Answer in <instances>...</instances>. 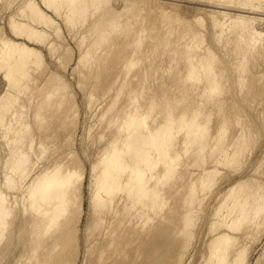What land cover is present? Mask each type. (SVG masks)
<instances>
[{
  "label": "bare ground",
  "instance_id": "bare-ground-1",
  "mask_svg": "<svg viewBox=\"0 0 264 264\" xmlns=\"http://www.w3.org/2000/svg\"><path fill=\"white\" fill-rule=\"evenodd\" d=\"M126 1H128V0H122L121 1V3H123V6H125L124 12H126V10H128L126 13L129 14V10H130L131 14H129V16H127V14H126V16L124 17L125 14H123V16H121L122 15L121 13L123 11H116V10H114V8H111V6H109V5L107 6L108 8L106 7L107 3H109L108 0H25L24 3L22 4V7L19 9V13L21 14L22 17H24L26 19V21H23L22 17H21L22 19H19V18L16 19L14 16H11V17L9 16L10 18L8 17L9 18L8 27L12 31L13 37L7 36L3 31L4 30L3 27L0 28V72H4L3 78L8 84V89L6 88L7 90H5L7 92H5V93L3 92V94L0 96V124L5 123L4 122L5 120L3 119L5 117L2 116L3 112L4 111L6 112V110L9 109V107H12L13 105H15L17 103V101H19L17 96L13 94L12 90H14V93L16 90L17 91L16 93L19 95L22 91H25V93H26L29 90V89L27 90V87L29 86L28 82H30V81L34 82L35 81V79H34L35 77L33 76L34 77L33 78L32 76L29 75L30 71H31L30 68H31V66L33 67L34 64L36 66L38 64L39 65L38 67H40V64L43 63L42 60L44 59V58L42 59V57H43L42 51L40 49H38L36 46L41 45V46L47 47L50 50H54L56 48V46L59 44V40L61 39V37H59L61 30H59L58 27H56V29H55V33H56L55 35H57L59 33L58 37L60 39L58 40V38H57V41H55V43L57 42V44L55 46L54 41H51L49 43L47 42L48 43L47 45H45L46 43L43 44L44 43L43 41H46L45 40L46 39L45 34L42 31H40L36 26V23H40V24H44V25H50V24L54 25V19L52 18V16H50L46 12V10L53 12L57 16H61L63 13H65V11H67V17L65 19V23L67 22L66 23L67 25L70 24L73 27V28L72 27L70 28V33L75 32L74 30L76 28V31L78 34L81 31L80 29H82V27H80V29H79L80 25H78V24L85 26V22H86L85 20L78 22V17H83L85 15L87 16V14L89 12L93 13L95 11V13H96L97 11L99 12L100 10L102 12V10L104 8V10H103L104 12L100 13L101 15H99V17H98V19H96V21H94L91 24H87L88 27H87V25H86V28L84 27V29L87 30V32L84 33V31H81V32H83V35L81 34L82 37L80 35L81 40H79V42H77V44L78 45L81 44L82 47H84V46L85 47L82 49V51L81 50L79 51V53H80V57L78 58L79 64L81 63L83 66H87L90 62H91V64L94 61L97 62L98 60L96 58L101 55L100 50L103 48V46L109 45V48L108 47L107 48H108V50L111 49L110 44H111V46H114L115 41L113 43H112V41L114 39H116L115 37H114V39H112L113 38L112 36L114 34L116 35L118 33L117 30L120 27L121 28L124 27V28H122V30H125L126 33H124L125 31L123 32L121 30L120 34L122 32L123 36H125V34H126V36L131 35L129 37L130 41H129V38L124 37L125 39H127V40L124 39L125 40L124 44L126 43L125 47L128 48L127 50H129V48H132V47L134 48V46H135V50L133 49L134 52L136 51V53L133 54V57L136 55L135 59H138V58L142 59L144 57V54H148L151 52V48L153 49V53H152L153 57H156V56H154V54L156 53V51H159L161 49L158 56L163 55L162 58L165 57L166 59H168L169 56H171L169 58V61H167L165 59L161 60V61L165 60V62L163 61L164 63H166V61H167V63L168 62L170 63V65L166 64L167 66L169 65V67L168 68L166 67L167 69L166 68L165 69L167 71L170 69L172 71H174L176 69V71L174 72V75L178 76V79L176 80L175 76L172 77L173 73H172V76L170 75V73H168V75H170L172 77V78H170L169 76L166 77L167 81L169 78V82H166V86L168 87V90L172 89L171 86H172V83L174 82V81H172L173 78H175V81L177 82V83L175 82L176 87H177L178 82L181 83V85L179 83V85L177 87L179 89H177L176 94H178L179 92L181 93L180 99H176L177 102L175 100H174L175 102H171L170 99L166 100V98H168V95H165V94H168L167 88H165L166 90L164 89L165 91H167V93L164 94L165 98L162 96L164 98L163 101H161V98H160V101H156V100H158V99H156V95L158 94L156 91L152 94L149 93V92H151L150 88H152V87L154 88V86H150L149 88L146 89L147 82H145L144 87L135 88L137 85V84H135L137 82L136 80H138V82H140V80L142 79V77L140 79L141 74L148 76L149 74H152L154 68L156 70V67H154V66H158V65H155L159 62L160 58L158 59V56L155 59V61L157 60L156 63L154 62L155 64L150 62L153 59L152 56H151V58H152L151 60L147 59L148 60L147 62H149V63H145L146 65L147 64L148 65L146 66L144 64L146 67H144V65L141 64V66L143 65V67L140 68L142 71L140 70L141 71L140 75L138 74L140 80L137 78L138 76L136 75V71H135V73H132V74H131V72L129 73V70H132L134 68V66L136 67V65H137L135 59H131L129 62H128L129 59L126 60L127 62L124 59L126 64L125 63H123V64L126 67V69H124L125 67L123 68V65H122V66H119V68H117V70H115V71L113 70L115 72V74L111 70L113 72V76L117 75L116 71H118V69H120L121 67L124 69L125 72H123V70H122V72L125 75H126V71H128L126 78L129 77L128 75H130V74L133 75L132 78H134V79L136 78L135 81L133 80L135 82L134 83L135 86H134V84L132 85V86H134L135 89L130 86V88H133V89L131 91H129V93L127 94L128 102L126 101L127 103H124V105H123L121 103V100H120L122 98L116 100L117 99L116 97H119L121 92H122L121 93L122 96H120V97H125V95H126L124 92L125 86H123L124 90L121 88V90H123V91H121L119 89V92L117 93L119 95L116 97L114 95V97L116 98V99L113 98L114 102H111L109 105L107 104L108 105L107 108H106V106L103 107V112H102V108H101V112H102L101 114H100V111L98 112L100 114L99 120L101 119L100 123H102V121L104 122V124H101L102 127H104L103 125H105V124L106 125L108 124V126H109V127L107 126V130H108L107 132L110 131V134H111L110 137L113 135L115 129H116V131H115V134L111 138L107 137V138H110V140L102 137V135L99 134L103 139H105V140H103V142H105L104 144L101 141L102 144L105 145V147H102L103 150L102 151L100 150L101 152L99 154H97V157H95V160L92 163V172H93L94 182H93V193L91 192L92 196H90L91 197V200H90L91 206H89V207L91 208V212L93 213V215L91 214V218L93 216V219H91V225H89V227L87 229V233H88V231L91 233V231H95L97 229H100V230L102 229L103 231L101 230L99 237H97L95 239L94 238L92 239L91 237L97 236L99 233V230H97L98 231L97 233L94 232L93 234L88 233V235H87V233H86L84 243H83L84 247L82 246L84 248V252H83L84 256H83V262L82 263H84V264H115V262H117V264H120L121 262H119V261L121 258L120 259L118 258L119 259L118 261H117V258H116V261L113 259L115 257H117V255H119V256L123 255L125 250L122 251L121 249H123V248L125 249V248H127V246L124 247L123 246L124 244H121V247L123 246L121 248L120 245L118 246V243L116 245V242L118 240L117 237H120L123 234V231L121 230L122 228L121 227L118 228V226L116 224L115 225L117 227H115V228H117L120 233L117 231V229L111 230L110 227L111 226H112L111 228L114 227V225L111 224V222L113 223V221H114V223L116 222L117 224H119L120 219L122 222H125V221H127V220H125V219H127V217L128 218L132 217L131 218L132 221L134 220V217H135V219H136V217L137 218L139 217V220H141V221L137 222V223H140V224L139 225L134 224V226L136 225L135 227L139 226L137 229L135 228L136 231L139 232L140 231L139 229H140L141 224H142L141 222H143V224H145L146 221L147 222H149V220L151 221V219H152L151 216L154 215V214L150 215V213L148 211H150V212L152 211V213H154L153 211H159L160 212V210H162L163 207H166V204L169 203V205L167 204L168 208L166 207L167 211H168V209L171 207L170 205H172L174 203L173 200L174 199L176 200L177 196L178 197L180 196V198H181L182 195H179V194H183V192L185 191L184 188L187 187V184H185L186 182H184V180L188 182V180H186V179H189L188 175H191V183L189 184V182H188L189 187L185 191V196L184 197L182 196L183 199L182 198L180 199L177 197L178 199H180L182 201L181 202L177 199L179 203L181 202L182 206L177 202V200H176V202L179 204L180 207L176 206L177 204L175 203V207H177L176 209L179 208L178 212L181 211L179 213L180 217L178 219L180 222V224L178 226L181 225L180 226L181 228H178V226H177L176 230H178V231H175V233L177 232L176 234H180V237H184V240H185V237L188 236V238L190 240L194 236V233H192V231H191L192 228L195 230L196 228H194V227H196L198 225L199 218H196V216L200 217L198 214L199 210H197L200 207L198 208L197 203L201 206V208H200L201 210H207L206 213L209 212L208 210H210V209H208L210 207H208L206 209H204V208L202 209L201 204L204 201V198H201L202 193H203V196L206 195L204 193V191L206 192L207 189H209L207 191V193H209L210 188H212L213 185L216 186L215 187L216 189L218 188L217 186L220 187L219 184L221 183L220 182L221 180L217 179V178L220 177V175L223 176L224 173H225V176L227 175L226 174V173H228L227 170H225V172L223 171V175L221 174V171L223 169H225L224 168L225 166L228 167V170H229L230 166H232L231 167L232 169L233 168L236 169L234 166H236V167H237V165H238V167L240 166L239 169L237 167L236 171H239L243 167H245V166L242 167V165H239L240 162L244 161L243 158L241 160V157H245V155H246V154L244 155L245 151L248 152L249 149L246 147H248V146L253 147L252 142H253V140L256 139L254 137L255 136L259 137L258 133H256V132L253 133V131H254V130H252L254 128L253 124H255V123L252 124L253 121H251V122L247 121L245 123H242V121H240V120H242V118H244V117H241V115H240L242 113L241 111L242 110L245 111L244 109L241 110V107H242V105H244V103H242V105H241L240 102L245 101V103L247 105V103L250 101V99L247 100L248 98H250V95H251V97L254 95L256 96L257 94L260 95V97L256 96L258 101H261V99H259V98H261V95H262V99L264 97V85L262 84L264 81L258 79L262 83H260V82L256 83L255 82L256 84H253V81H257V78H264V72H263L264 70L259 72L260 71L259 69L260 68L262 69L264 67L263 66L264 63L261 62V59L263 60V55H264V0H211L212 2L207 0L210 3V5L205 3L206 0L203 2L204 5H201L202 4V0H201V2H199L201 4H198V7H196L195 10L200 11V10H202V8H204V6H205L204 9H206L207 6L213 8V10H207L206 11L207 12L206 15H208L207 19L209 17V22H208L209 24H208L207 30H208V35L211 37L210 38L211 39L210 45H207L205 43L206 40H205L204 35H206L207 33H205V31H204L206 29L204 26H206V25L203 26V24H202L203 20H201L202 18L200 19V18L194 16V18H195L194 21H193V19L191 20V21H193V23H195V25H197V27L194 28L195 25L190 20L188 21V19L186 20V18L182 19L183 17H181V19H180L179 18L180 16L178 14H175V13H172V15H174V16L178 15L179 17L176 16V18L175 17L172 18L173 16L171 15L170 10H169L170 13H168V10L166 13V9L165 8L160 9L159 8L160 6L159 7L157 6V8H159V11H161L160 12L161 13L160 24H158L159 22L157 23L154 20V22L151 25L153 26L154 32L155 31L156 32L155 33L152 32V34L153 33L154 34H153L152 38L150 37L151 40L149 38L145 39V37L149 36L148 34H147V36H145L146 32L147 31L149 32V30L151 31V28H152L151 25H149L148 23L147 24L149 25V27H151V28H148L149 30L147 29L148 26H143L144 23L146 24L145 19L146 20L148 19V18L143 17V15H144L143 12L146 11V9L148 8L147 7L148 5L146 7L144 6V11H143V8H141L139 10L138 9L135 10V8L137 7L136 4L139 3L138 0H137V3L133 0H131V1L129 0L130 3L132 1L135 2V3L132 2L133 5L132 6L130 5L131 7L128 5L130 3L126 4L127 3ZM7 3H9V5H11V3L15 4L12 1L10 2L9 0L7 1ZM143 3L142 2L139 3L140 6L139 5L138 6L139 7L143 6ZM127 5H128V7H127ZM134 5H136L135 8L133 7ZM169 6H172V4ZM13 7L14 6H12V8ZM127 8H130V9H127ZM164 9H165V11H163ZM174 9H175V7H174ZM4 10L6 11L7 9H4ZM62 10H64V12ZM132 10H133V12H132ZM150 11L151 10H149V12ZM159 11L157 10V13H159ZM233 11H236V12L234 13ZM147 13L148 12H146L145 15ZM157 13H156V15H157ZM150 14H152V13H150ZM150 14H149V16H150L149 20L155 16L154 15L155 13H153L154 16L150 15ZM168 14H170V15H168ZM11 15H13V14H11ZM146 16H148V14ZM151 16H153V17H151ZM49 17L51 18V20ZM157 17H159V16L157 15ZM143 18H144V21H143ZM121 19L124 21H121ZM139 21H142L144 23L139 22ZM157 21H159V20H157ZM195 21L198 22V24H196ZM136 22L141 23L142 27H146V28H140V29L138 28V30H137L138 32L136 31L135 36H134V34H133L135 32L134 30L137 29L136 26H138V25H136L135 28L133 27L134 30L131 29V27L134 26V23L138 24ZM177 22H180L181 25L178 23L176 27H178V25H179V27L181 26V29L174 27ZM31 23H33L34 25H32ZM168 25H169V28L167 27ZM198 25H200V28H203L204 33L202 32V29H201V31L199 30L200 28L197 30ZM140 26H138V27H140ZM171 26L173 29L170 28ZM1 29H3V30L1 31ZM78 29H79V31H78ZM111 30H113V31H111ZM114 30H116V32H114ZM207 30H206V32H207ZM112 33H113V35H112ZM131 33L133 34V37H132ZM118 34L116 35V37L118 36ZM55 37H57V36H55ZM119 37L120 36L117 37L116 41L121 38V37L120 38ZM173 37L175 40L173 39ZM22 39H23V41H22ZM148 39L150 40L149 42H148ZM206 39H207V36H206ZM172 40H174V41H172ZM126 41H129V42H126ZM144 41H147L146 44L150 43V45H152V47L149 45L151 47L150 51L148 49H147L148 51H142V50H145L146 48L145 49H143V48L145 46H147V45H144V47H143ZM121 42H123V41H120V44H121ZM171 42H174L173 47L170 45V44H173ZM116 43L118 44V45L116 44L117 49H115V46L112 47L114 50H116V53L114 52L115 55L117 53H118L117 55H119L118 50H120L121 56L124 54L127 55V52H128V54L130 53L131 49H130V51H127L125 53L124 52L125 49L122 50L123 47L119 46L118 41ZM220 44L222 45V52L220 50L218 53V50L221 47L218 48V50L216 47L221 46ZM127 45H129V47ZM130 45H132V46H130ZM168 45L170 46V49L168 48ZM58 47H57L56 51H60V48L62 47L61 44H60L59 49H58ZM82 47H80V49ZM120 47H122V48H120ZM105 48L106 47H104L103 48L104 50H102V51H105V50L108 51L107 48L106 49ZM167 48L169 49V51L167 50ZM113 49H111V51L109 50L108 53H110V52L112 53ZM62 50H63V47H62ZM64 50L65 51H62V52H65V53L68 52L69 53V51H70L69 49L66 50L65 48H64ZM121 50L124 52V54H121V53H123ZM140 51H142L144 53H142ZM163 51H164V53L161 54V52H163ZM165 51L167 52V56L165 55ZM50 52L53 53V51H50ZM137 52H140L143 55V57L142 58L139 57L138 55L140 53H138V55H137ZM145 52H148V53H145ZM106 53L107 52L102 53V55L103 54L105 55V58H106ZM169 53H170V55H169ZM220 54H222V56ZM61 55L62 54H60V58H61ZM104 55L102 57H100L101 61L103 60L102 61L103 63L105 62L104 61L105 60ZM108 55L113 56L111 58H115L113 53H112V55H110V54H108ZM120 55L117 56V58H119L120 60L116 59L115 61H117L116 63H118V61H119L120 65H121L120 61H121L122 57H120ZM142 55H140V56H142ZM68 56H70V55L68 54ZM147 56L150 57V55H147ZM66 57H65V59H68V60L70 59V57L69 58L68 57L66 58ZM123 57H127V56H123ZM131 57L132 56H130V58ZM260 57H262V58L260 59ZM93 58L96 60H93ZM127 58H129V57H127ZM257 58L260 60L259 63H262V65L259 64V67L261 66L259 69L257 68L258 66H256V68H255L256 71H255L253 69L255 66H252V65H253L255 60L258 62ZM108 59H110V58H107V61H108ZM62 61H64V59ZM70 61H71V59H70ZM109 61H110V64H109V68H110V65L112 64V62H111L112 60L110 59ZM144 62H146V60ZM257 62H255V65ZM78 63H77V66L79 65ZM99 63H101V62L93 63L92 66L89 64L84 71L85 72L91 71L92 74H94L95 73L94 70L96 71L97 69H100V68L94 69L93 66L95 64H97L99 66L100 65ZM103 63H101L102 64L101 66H104L106 64L105 63L103 65ZM141 63H143V62H141ZM163 64H162V62L160 63L161 66ZM107 65H105L106 68H108ZM160 65L158 66L159 69H160ZM257 65H258V63H257ZM90 66H91V68L93 67L92 68V69H94L93 71L91 70ZM116 66L118 67V65H116ZM116 66L114 69H116ZM164 67H162V68H164ZM33 68L36 69L35 67H33ZM78 68H79V66L77 67V69ZM103 69L105 70V68H103ZM165 69H160L161 72H159L157 69L158 74H157V72H156V74L159 76L160 73H162V70H164V72H165ZM84 71H83V73H85ZM100 71L99 70L97 71V72H99V75L96 72L98 76H100ZM137 71H139V70H137ZM87 72L85 73L86 75H84V82H86L85 80H87L89 77L88 73H89V75L91 74L90 72H88V73ZM102 72H103V70H102ZM164 72L161 75L166 74ZM96 73L94 74V76L96 75ZM106 73L108 74V72H106ZM147 73H149V74L147 75ZM107 74H106V76H108ZM120 74H121V72L118 75L120 76ZM156 74L154 75V77H156L157 82L158 81L161 82L162 78H163L162 81H164V79H165L164 77H162L161 79L159 78L160 80L159 79L157 80L158 76ZM101 75H103V73ZM51 76H53V75H51ZM85 76H88L87 79L85 78ZM109 76H110V74H109ZM111 76H112V74H111ZM113 76H112V79H113ZM119 76H117V77H119ZM146 76H145V81H147L151 78V77L147 78ZM53 78H52L53 80L49 79V81L51 80L50 81L51 86H53L52 89L51 90L49 89L50 90L49 91L46 88V91L45 92L43 91L44 93H42L43 95H45L48 92L46 94V98L43 97L45 99V101L40 102L37 106V103H38L37 101H43L44 99L42 100V97L40 95H39L41 97V98H39L40 100H37L38 97H36V99H35L36 100V106H35L36 112L34 109V112L36 113L35 117H37L38 120L40 119V122L39 121L36 122L37 125H35V126H37V127L45 124V121L43 120L45 116H43V113H45V111L47 109L49 110L50 107L52 108L53 105H56V103L53 104L55 101L53 100L54 97H52V95H54V96L56 95V97H57V94H58L57 92H60V93L62 92L64 94H60L61 96L58 95V97L60 96L61 97L60 99H63V100H64V98L66 100V97L68 96L66 93L68 91L66 89H68V88H65V90H64L65 86H63V85H65V84L60 85L59 81H61V79L59 80V78H61V77L57 78V75H55ZM91 78L90 79L93 80L92 75H91ZM100 78H101V76H100ZM102 78H103V76H102ZM115 78H116V76L114 77V80H116ZM121 78L125 80V78L123 76ZM130 78H131V76H130ZM146 78H147V80H146ZM26 79H28L30 81L27 82ZM56 79L59 81H57ZM122 79L117 78L118 81L117 80L116 81L119 82V80H122ZM166 79H165V81H166ZM46 80H48V79H46ZM94 80L92 81L93 83L91 84V86L93 84L97 83V79L95 80L96 82ZM114 80H113V84L115 82ZM153 80H155V78ZM54 81H57V83H55ZM87 81H89V79ZM110 81L111 80H109V82ZM127 81H128V78L126 80V83H127ZM170 81H172V82H170ZM107 82L108 81H106V83ZM109 82H108V84L110 86L112 84V81H111V84ZM142 82H144V79L142 80ZM157 82H156V84H158V85L160 84V86L163 84V82L162 83H160V82L157 83ZM25 83H26V85H25ZM63 83H65V82L63 81ZM86 83H87L86 85L91 87L90 84H88V82H86ZM126 83L123 82L124 85ZM168 83H171V85H167ZM228 83H229L230 87H227ZM230 83H233L232 88H231L232 84L230 85ZM248 83L249 84L251 83L252 85H247ZM54 84H56V85H54ZM97 84L93 86L94 88L92 90L95 91L96 89H98V88H95V87H97ZM118 84L119 83L116 84V82H115V85H117V86L123 85L121 83H120L121 85L120 84L118 85ZM257 84H262L263 86L260 85L261 88H259L260 86L258 87ZM128 86H126V87H128ZM166 86L164 85V87H166ZM234 86H238L239 90L241 89L239 92L235 91L237 94L233 90H230V89H233ZM157 87H155L156 90H159V89H157ZM176 87L174 86V88L171 91H175ZM238 87H235L236 90ZM49 88H51V87H49ZM118 88L119 87H116V92H117ZM130 88H128V89L126 88L127 92ZM169 88H171V89H169ZM235 88H234V90H235ZM245 88H246V92L243 91V90H245ZM145 89L150 90V91L146 92L147 94L149 93V95L151 94L150 96H147V94L145 93ZM178 90H179V92H178ZM41 91L39 92V94H41ZM94 91H92L93 95L97 94L98 92H100V93L102 92V91H99V89L97 92L95 91L96 93ZM162 91L163 90H161L160 93ZM165 91H163V93ZM230 91H232V94L234 93L235 95H237V96H235V97H237V101H238V99L241 100L240 102L238 101L239 104L241 105V106L239 105L240 108H236L237 106L233 105L231 107L233 109H231L228 106V105L231 106L233 103L236 104V102H237L235 97L233 96L234 94L233 95L230 94L231 93ZM89 92H90V95L92 98L95 97L91 94V91H89ZM104 92L105 91H103V95L105 94ZM116 92H115V94H116ZM123 92H124V96H123ZM65 93L67 96L65 95ZM108 93L110 95V92H108ZM173 93H175V92H173ZM153 94H154V97H153ZM169 94H171V92H169ZM62 95H64V96L62 97ZM109 95L107 94L106 97L109 98ZM161 95H163V94H161ZM173 96H174V94H173ZM173 96H172V99H173ZM175 96L177 97V95H175ZM51 97H52L53 101L50 100ZM91 97H89L90 101L92 100ZM96 97H97V95H96ZM106 97L104 96V98H106ZM169 97H170V95H169ZM69 98H70V96H69ZM95 98H93V100ZM97 98H99V95ZM110 98H112V96ZM251 99L254 100V101L252 100V103H254V105H255L257 100L255 98H251ZM57 100L59 101V99H57ZM63 100L58 102L57 104H59V105H57V106H60L61 102L63 103L65 101V100L64 101ZM110 101H112V100H110ZM117 101H120V103L118 102L119 105L122 104L123 106H121L119 108V105H118V107H117L116 104H118V103H115ZM108 102H109V99H108ZM262 102L263 103L259 102L256 104H260V103L264 104L263 100H262ZM249 104L252 105L251 102ZM261 104L258 105V106H260V109L257 106L258 107V108H256L257 110L258 109L261 110V108L264 109V107H263L264 105H261ZM236 105H238V104H236ZM228 107L232 111H230V109H229V112H226L225 109L227 108V110H228ZM247 107H249V106L247 105ZM251 107L253 109V106H250V109H251ZM234 108H236V109H234ZM72 109L73 108H71V110ZM115 109H116V111H114L113 112L114 114H113L111 111L115 110ZM245 109L247 110V108H245ZM67 111H68V109H67ZM67 111H64V112H67ZM115 112H116V114H115ZM98 113H97V117L99 116ZM108 113H111V115L109 116ZM215 113H217V115H215ZM238 113H239V115H238ZM249 113L251 114L250 111H249ZM259 113H258V115H259ZM67 114H68V112H67ZM254 114H255V117L257 118L256 111ZM48 115H50V114H48ZM61 115H62L61 116V118H62L63 115H65V114H61ZM68 115H66L65 118H68ZM214 115L216 117L215 122L213 121L215 119ZM32 116H34V115H32ZM57 116H59V115H57ZM232 116L234 118V121L237 122V124H234L235 128L241 124L239 127L236 128V130H234V128H233L234 126H232L233 125L232 124L233 123L232 122L233 121ZM242 116H244V115L242 114ZM262 116H263V114H262ZM35 117H33V119H36ZM49 117L50 116H48V119H49ZM54 117H56V114L54 115ZM12 118H13V120L15 119L14 125H16V123L18 122V124L16 126L18 127L20 125V127L16 128V126H13L11 124V126H9V128L6 129V133H5L6 136H4V138H5V140H8L7 141L8 146L11 145L12 147H9L11 149H10V152L8 153V156L4 162L5 166H4V169L2 168L3 169L2 171L5 170L4 171L5 174L3 173L4 180H5L4 184L10 190L13 189V190H11V192L14 191L15 189H17V190H15L16 192L18 191V189H20V191H21V189H23L24 191L27 192L26 195L23 194L24 197L27 196L26 197L27 200L25 199V202L26 201L27 202L26 203L23 202V199H22L21 202H23L25 205H24V207L19 208V210L20 209L22 210L21 211L22 215L21 214L20 215L23 216L24 218H23V220H19V218H18V221L16 220L17 222H19V221L23 222L24 219L26 220L27 225L25 226V223H23V227L24 226L27 227L28 231L27 230L25 231V229H24L23 232H27L28 234L23 233V232L19 233L21 228L16 233H19V236L21 238L19 236H17V237H19L20 240L22 238H25L23 236L25 234H27V237H28L27 240L24 241L22 239L24 241V243L26 242L25 243L26 247H24V248L27 249V253L25 252L26 256H24L23 255L24 251H23L21 253L23 255L22 256L21 254H19V252L22 251V249H21L18 252L19 257L17 260H16L17 256L16 257L11 256V255L14 256V251H16L13 248L12 249L13 253L12 254L9 253L11 251L10 247L13 246V242H14V246H16V244H15L16 241H14L16 234H14L15 237L13 235H10V237L12 236V237H14V239H12L9 244L7 243L8 245H6V246L4 245L5 247L0 246V247H2V249H0V264H3V261L5 260L6 256H7V259L9 256H11L13 258V260L14 259L16 260L15 262L12 261L13 264H47V263L50 264V263H52V261H54L53 264H71V263H73L71 260H73V258H74L73 257L74 255L71 257V252L73 253L72 250L67 252L68 255L63 250V247L60 250H62L64 252L58 250L59 252H61V253H58V251H57V253L59 255H57L55 250H57V248L59 247V245L62 242L63 243L65 242L64 241L65 239L68 240V238H69L68 236H72V235H69L70 234L69 229H72V228H70V226L68 228V226L66 224L68 223L67 219L69 218V216L74 217L73 215L75 214V212L77 213V211L74 212V210H73L74 214L69 215V212H68V211H72L71 209H72V206L74 205V204H72L73 200L76 197H79L81 199V196H82V195L76 196V194H79L78 192L82 190L80 188V186H79V188L81 190L80 189H79V191L77 190V193L74 192V190L76 191V189H73V186L76 184V181H78L77 184L79 183V180L81 183L82 182L81 179L84 177L82 174V173H84L83 170H81L82 172H80V170H79V168H80L79 164L81 162L80 163L78 162L79 164L77 163L78 164L77 166L79 168H77V166H76L74 168L70 167V169H69V167L68 168L63 167V166H65V163L62 166L61 165L62 163L61 164L53 163V161H51L52 163H50L48 161L50 163V165L43 167V169H41L39 172L37 171L38 173L36 175L34 174L35 176L33 175L34 176L33 178H32V176H29L31 178L30 179L27 176V174H28V171L32 172V170H29V169L31 168L34 170L35 169L34 167L37 166V165H35L36 162L33 163V161L30 160V158H31L30 153L31 152H29V151L33 150V149H29V147H28V153H27L25 151L27 149L24 147L28 144H24L25 146L21 145L22 142L26 143L28 141V138H27L28 136L30 137L29 134L25 135L26 134L25 129H27L29 127V125L24 126V124L21 123L22 122L20 119L21 115L19 117H16L17 119L14 117H12ZM51 118L53 119V116ZM259 118H262V117H259ZM262 119L261 120L258 119V120L264 121V119L263 120ZM57 120H60V116H59V119L57 118ZM62 120H63V118H62ZM151 120H152V122H149ZM105 121H107V123H105ZM260 123L261 124L258 123V125H262L263 122H260ZM98 124H99V122H98ZM99 126H100V124H99ZM112 126L114 127V130L111 128ZM254 126H256V124ZM39 128H41V127H39ZM109 128L113 131V133L111 132V130H109ZM256 128L257 127H255L254 129H256ZM229 129L230 130L232 129L234 131L231 132ZM101 130H102V132H106V131H104V128H102ZM11 131L15 133V135L13 134L15 137L12 135L13 138L10 137L11 136L10 134L12 133ZM24 131H25V133H24ZM46 131L44 133L43 132L41 133V135L43 134L42 136H44V138H46L45 136H47L45 134V133H47ZM7 133H8V135H10L9 136L10 138L8 137ZM97 133H101V131L97 132ZM106 133H105V135L108 134V133L107 134ZM48 135H51V133L50 134L48 133ZM32 136H34V135L32 134ZM107 136H109V135H107ZM101 137H99V138H101ZM51 138H50V141H48L49 143L51 142ZM102 138H101V140H102ZM29 139H30V141L27 143H29V145L32 144V147L34 148L35 145L33 144V142L30 144L31 138H29ZM47 139H46V142L45 141L44 142L48 144ZM24 140H27V141L24 142ZM32 141H34L33 138H32ZM256 141H257V139H256ZM41 142H42V140H41ZM253 143H255V142H253ZM250 144L252 146H250ZM40 145H42L41 147L43 149H41V151L46 158L47 155H45V154H46L47 149H49V148L52 149L53 147H49L45 151V147L47 145H45L43 142ZM48 146H54V145H48ZM261 146H263V145H261ZM41 147L40 146L38 147L39 150ZM58 147H56V146L54 147V148H56L54 150V152H57L56 150ZM260 149H261V147H260ZM261 150H259V151H261ZM50 151L51 150H49V153H50ZM97 151L98 150H96V152ZM54 152L53 153L51 152L52 155L55 154L53 156V158H51L53 160H55L54 158H58V157H55L58 153L56 154ZM248 153H250V152H248ZM70 154H72V152ZM261 154H262V152H261ZM43 155L41 154V156H43ZM68 155L69 154L67 153V156ZM93 155H94V153H93ZM261 156H259V158H257L259 162H260L259 159ZM50 157H51V155H50ZM239 158L241 161L239 162V164H236V162L239 160ZM41 159H42V157H41ZM186 159H189V160L184 162V160H186ZM47 160H49V159H47ZM57 160H55V162ZM61 160L63 162V158ZM61 160L59 159V162H61ZM209 160L212 163V165L210 164L211 166L209 165L210 167L207 166L206 168H200V166L202 167V165L205 166V163L207 164V162L209 164L210 163ZM261 160H262V158H261ZM244 162H243V164H244ZM257 162H256V164H257ZM46 164H47V162H46ZM182 164L184 166H185V164L186 165H193V167L190 166L192 168H194V166H198L202 171L199 172L200 170L197 169L198 167H196L195 168L196 172L192 173L190 171L192 168L190 170H188L189 166L188 167L185 166L187 169L185 168V170H184V167ZM254 164H255V162H254ZM260 164L262 165L263 163H260ZM220 165L221 166L223 165L222 170L219 169ZM255 165H254V167H257L259 164L256 166ZM180 166L183 167L182 169L185 172L182 171V169H180L181 168ZM38 167L40 168L41 166H38ZM231 168H230V170H231ZM81 169H83V168L81 167ZM256 169L257 168H255V170ZM188 171H190L191 173ZM233 171H235V170H233ZM187 172H188V174H187ZM258 172L260 173L259 170L257 171V173ZM184 173L186 174L185 179L183 178V175H185ZM231 173H233V172H231ZM245 174L248 175V173H245ZM253 174H256V173H254V171H253ZM253 174H250V175L253 176ZM228 175H230V174H228ZM232 175L228 176L229 180L231 179ZM246 175L244 177H246ZM225 176H223V178H226ZM256 176H258V175H256ZM27 177L30 179V181H27ZM179 178L183 179V180H180ZM174 179H175V181H173ZM176 179L179 180L178 184L180 183L179 185H181V187L184 184L186 185V186L185 185L183 186L184 188H182L181 191H180V186H178V185H176L177 186V190H176V186H175V182L177 181ZM216 179L220 183L216 182ZM245 179L238 180V181H229V182H226L227 183L226 184V183H224L225 181L228 180L226 178V180H222V181H224V182H222V185H223V183L225 184V187H224L225 191L224 192H222V190L219 188L221 192L217 191L218 193L215 194V196H214L213 193L215 191L211 192L212 189L214 190V187H213L209 193L210 194L209 196L212 197L211 194H213L214 199H210L209 196H207V197H209V199H207L205 197L206 199L204 202H206V200H212L213 204H211V202L209 201L211 204L209 206L212 207V205H214L213 206L214 209H213V207L211 208L213 210V212L211 213V210H210V214L208 213L209 215H211V217H210L211 223L208 222V225H210V224L211 225H210L208 231H209V234L211 232L212 235H211L209 241H207L208 242V247H207L208 249L206 247H204L205 245L204 246L202 245L203 246L202 248H206V250L209 252L207 257L205 259H203L202 262L200 261L198 263V260H200L201 258H204L206 253H207V251H206V253L203 252V250H204L203 249L202 252L205 253L204 257H203V254H202V257L197 256L198 257L197 258L198 259L197 264H200V263L201 264H246V262H248L245 260L248 259L247 254L249 252H248L247 248H249V247H246L245 245H243L242 242L246 238L249 239L252 232L256 233V230L252 231L253 227H256L258 229L259 227H261L263 225V230H264V222H263L264 220L260 221L261 218L264 219V183H263L264 180H261V183H259V179H258V183L256 185L255 184V182H256L255 176H254V178L248 177V179H246V180ZM215 182L218 185H216ZM253 182H254V184H253ZM170 184H172V185L170 186ZM5 186L1 187V185H0V243L2 242V239L4 238L5 233L7 231L6 229H8V226H9L8 218H9V216L13 215V209L11 207L12 201H11V203H9V201L11 199L8 201V199H9L8 194L11 195L14 192L13 193H4L8 189V188L5 189L6 188ZM172 186H175V188L173 187L170 189V187H172ZM71 187L73 190L70 189ZM178 187H179V189H178ZM2 188H4L6 191ZM165 188H167V190L170 189L171 191L175 189L176 191L175 190L172 191V193L174 192V195L173 194L171 195L170 191H168V192L166 191L168 193V195L164 196L166 194ZM183 189H184V191H183ZM23 190H22V192H23ZM178 190L180 191V193ZM8 192H9V190H8ZM118 192L119 193L123 192L122 194H125V196L120 195ZM19 193H18V195H19L18 197H22V196H20ZM15 194H13V195H15ZM80 194H82V193L80 192ZM200 194H201V196H200ZM115 195L120 196V198H121V196H123L124 198L122 197L121 199L119 198V200H117L118 198L116 197L117 201H115ZM169 195H170L171 199H170ZM175 195H177V196H175ZM167 196L170 200L173 199L172 196L173 197L175 196V198L172 200L171 204H170V202H171L170 200H169L170 202L169 201L166 202L164 200L165 197L167 198ZM15 198L18 199L16 196H15ZM80 199H78V200H80ZM78 200H76V202L74 200V202L77 204H80V203H78ZM19 201H20V199H19ZM14 203H16V202H14ZM23 203H19V204H21V206H22ZM207 204H208V202H207ZM207 204H206V207L208 206ZM16 205H14V208H16L15 207ZM75 205H74V207H75ZM69 206L71 207V209H69ZM79 207H76V208H79ZM181 207H183V208L181 209ZM195 207H197V209H195ZM76 208H74V209L76 210ZM174 208H170V210H173ZM11 209H12V211H11ZM164 209H163L164 212L162 211L163 212L162 214L165 213ZM176 209H174L175 211H173V212L176 213V216H177ZM19 210L17 212H19ZM81 211H80V213H81ZM170 212L171 211H169V213ZM148 213L150 216L148 215ZM156 213L159 216L158 218L156 217L157 219L161 218L162 216L164 217V215H161V217H160L159 213L158 212H156ZM174 213L171 212V215L169 214L171 216V219H173V220H174V218H172V215ZM201 213H202V211H201ZM18 214H17V216H18ZM66 216H68V218ZM165 216L166 217H164V219L167 220V222H168V219L170 218V216H169V218L167 217V215H165ZM173 216H175V215H173ZM206 216H207L206 218H209L208 215H206ZM65 217H66V220H65ZM122 217H125V218H122ZM154 217H155V215H154ZM15 218H17V217H15ZM15 218H13V219L15 220ZM177 218L178 217L175 218L176 221H178ZM21 219H22V217H21ZM71 219L73 220V218H71ZM77 219H79V218H77ZM122 219L125 221H123ZM164 219H163V221H165ZM171 219H169V222ZM72 220H71V222H72ZM106 220L107 221L109 220V222L111 220V222H110L111 226H109V227L107 226L109 222L107 223ZM153 220H154V218H153ZM22 222H21V224H22ZM105 222L107 223V225ZM128 222H129V219H128ZM130 222H131V220H130ZM171 222L174 223V221H171ZM179 222H177V223H179ZM194 222H196V223H194ZM104 223L108 227V229L103 227ZM133 223L131 222V225ZM172 223H170V224H172ZM161 224H163V223H161ZM193 224H195L194 227L192 226ZM72 225H74V223ZM127 225L128 224L126 223V227H124V223H123L122 227H124V230H125V228H127ZM131 225H130V227H131ZM167 225H169V223H166L165 227H168ZM174 225L176 227L175 223H174ZM174 225H173V229H170L172 226L169 225L170 227L168 229L170 230V232H171V230H173L172 232H174ZM252 225H253V227H252ZM18 226H19V224H18ZM159 226H160L159 228L164 229L163 225H162L163 227H161V225H159ZM204 226H207V225H204ZM15 227H16V225H15ZM15 227H14V230H17ZM20 227H21V225H20ZM244 227H246V229ZM73 228H74V226H73ZM189 228H191L190 229L191 232L189 231ZM204 228H201V229L204 230ZM206 228H205V230H206ZM127 229L130 230V228H127ZM127 229H126V231H128ZM135 229L134 230L132 229L133 232L135 231ZM168 229L166 228L167 231L165 230L166 232L165 233L163 232V233L167 234V232H168V236H169L170 232L168 231ZM72 230H74V229H72ZM161 230H159V231H161ZM199 230H200V228H199ZM199 230H198V232H199ZM126 231H124V233ZM159 231L157 229V231L155 230L151 233L154 235L155 232H159ZM257 231H259V230H257ZM260 231L262 232V228L260 229ZM172 232H171V239H172V237H174V236H172ZM95 233H96V235L92 236ZM118 233H119V235L117 236L116 234H118ZM127 233L125 234L124 237L122 236V238H125ZM135 233H137V232H135ZM151 233L149 234L150 236L152 235ZM175 233L173 235H176ZM206 233H208V232H206ZM260 233L258 232L254 235L257 236ZM20 234H24V235L21 236ZM156 234L158 235V233H156ZM159 234L161 235V237H163V240L166 239L165 238L166 235L163 234L165 236L164 237L161 232ZM189 234H192V236L190 237ZM201 234L199 233V236ZM209 234H208V236H210ZM157 235H156V237H160ZM181 235H183V236H181ZM184 235H186V236H184ZM129 236L130 235L128 233V236L126 237V239H130L131 237L129 238ZM132 236H133V234H132ZM178 236L176 235V238ZM201 236H200V238H201ZM208 236H206L207 239H208ZM152 237H154V236H151V239H152ZM156 237H154V239H153L154 241H152V242H156L155 240H157V243H159L158 240L161 241V239H157ZM203 237L204 236H202V239L205 242L206 238L204 237L205 238L204 239ZM188 238L186 239L185 244L183 243V241H182L183 244H181V242L177 243V245L179 244V246H180V244H181V246L182 245L185 246V247L183 246L181 249L182 254H180V252L179 253L176 252L178 254H175V251H178V249L180 250L181 246L178 249L172 248V249H175V251L171 250L174 252L175 257H176V255H179L176 257L177 260L182 259L184 256L183 254H185V252L189 250L190 247H189V241H187ZM20 240L17 244L20 243ZM120 240H118L119 244L121 242ZM135 240H139V239H135ZM142 240H144V239H142ZM142 240H139V241H142ZM170 240L168 238V240H166V241L172 242V243L174 242L176 244V241L179 239H176L175 241L174 240L170 241ZM68 241H70V239ZM71 241H72V239H71ZM161 242H163V241H161ZM161 242L159 244H162L163 246L167 247L166 242H163L164 244L166 243V245H164ZM186 242H188L187 246H186ZM244 242L246 244V240ZM121 243H126V242H124L122 240ZM157 243H155V244H157ZM172 243H171V245H172ZM128 244H130V243L128 242ZM155 244L154 243L152 244L153 245L152 248L155 247ZM159 244H157V246ZM162 245H161V247H163ZM177 245H176V247H177ZM199 245L200 246H197V244H196L197 248L201 247L200 242H199ZM22 246H20V248ZM68 247H69V245L67 246V248ZM119 247H120V250H118ZM168 248L170 251L171 246L170 247L168 246ZM183 248L184 249L188 248V250L185 249L186 251H184ZM155 249H157V247ZM163 249L165 251L166 248H163ZM65 250H66V248H65ZM197 250H200V249H197ZM118 251H120V254ZM151 251H152V249H151ZM171 251H170V253L173 255V253ZM53 252H55L56 254ZM121 252H122V254H121ZM148 252H149V250H148ZM156 252H157V250H156ZM156 252L154 251L153 253L155 254ZM153 253H151V254H153ZM162 253H161V255H162ZM168 253L169 252H167V255H168ZM9 254H11V255H9ZM74 254H76V253H74ZM50 255H55V256L52 257L53 260H51V262L48 259L49 260V262H48V260H46V259L50 258L51 257ZM114 255H116V256H114ZM161 255H159V256L162 257L165 254H163L162 256ZM200 255H201V253H200ZM246 255H247V257H245ZM46 256H49V257H46ZM76 256H78V255L76 254ZM150 256L151 255H149V257ZM121 257H123V256H121ZM149 257H146L145 259H147ZM166 257H168V256H166ZM12 258H11V260H12ZM9 259H10V257H9ZM75 259H74V262H76V260L78 262V259H76V260ZM80 259H81V257H80ZM261 259H262V257H261ZM135 260L136 261H134V262H137L138 259H135ZM173 260L171 259L169 261H171V262L173 261L174 264L178 263L177 261L175 262V259H173ZM121 261L122 262L126 261V258L123 257V259H121ZM8 262H10V260ZM12 262H10V263L12 264ZM77 262H76V264H77ZM164 262H168V261H165V259H164ZM5 263L8 264L7 262H5ZM128 263L129 262H127V264ZM131 264H135V263H131Z\"/></svg>",
  "mask_w": 264,
  "mask_h": 264
},
{
  "label": "rangeland",
  "instance_id": "rangeland-1",
  "mask_svg": "<svg viewBox=\"0 0 264 264\" xmlns=\"http://www.w3.org/2000/svg\"><path fill=\"white\" fill-rule=\"evenodd\" d=\"M7 1L8 0H0V28L1 27H3V29H1V31L3 30L4 31V33L7 35V36H9V37H13V33H12V31L10 30V28L8 27V23H9V18L11 17V16H14L16 19H22L23 21H26V19L24 18V17H22L21 16V14L19 13V9L22 7V4L24 3V1L25 0H9L10 2L12 1L13 3H15V4H12L11 3V5H9V3H7ZM109 1V3H107V5H106V7L109 5V6H111V8H114V10H116V11H123L121 14V16H123V14H125L124 15V17L126 16V12L128 11V10H126V12H124L125 11V9H124V7L125 6H123V3H121V1L122 0H108ZM131 1V0H130ZM130 1L128 0V1H126L127 3L126 4H128V3H130ZM133 1H135L136 3H137V0H133ZM132 1V2H133ZM141 0H138V2L139 3H143V6H141V7H139L140 6V4L138 3V4H136L137 5V7L135 8V6L136 5H134L133 7L135 8V10H139V9H141V8H143V11H144V6L146 7L147 5V7L149 8H147L146 9V11H144L143 12V17L144 18H148L147 20L145 19V21H146V24L144 23V22H142V21H139V22H142V23H144L143 24V26H148L147 27V29L148 28H151V31L149 30V32L147 33L146 32V35L145 36H147V34L149 35L148 37H145V39L146 38H149L150 40H151V38H152V36H153V34L156 32H154V29H153V26L151 25L153 22H154V20H155V22H159L158 24H160V21H161V19H160V15H161V11H159V8L161 9V8H165L166 9V13H167V10H168V13H170L171 12V15H172V13H175V14H178V15H176V16H178L180 19H181V17H183L182 19H185L186 18V20L188 19V21L190 20H192L193 19V21H194V16H196V17H198V18H202L201 20H203L202 21V24H203V26L204 25H206V26H204L206 29L204 30L205 31V33H207L206 35H204L205 36V40H206V44L207 45H210V43H211V37L208 35V22H209V17H208V19H207V16L208 15H206V11L207 10H213V8H211V7H206V9H204L205 8V6H204V8H202V10H195V8L196 7H198V4H201V3H199V2H201V0H142L141 2H140ZM205 0H202V4L201 5H204V2ZM208 1H211V0H208ZM207 0H206V4H209L210 5V3L208 2ZM17 2V3H16ZM132 2L130 3V4H128L129 6L131 5H133L132 4ZM135 2H133V3H135ZM196 2V3H195ZM212 2V1H211ZM174 3V4H173ZM189 3V4H188ZM21 4V5H20ZM146 4V5H145ZM172 4V6H169V5H171ZM205 4V5H206ZM17 5V6H16ZM128 5H127V7H128ZM139 5V6H138ZM142 5V4H141ZM12 6H14L13 8H12ZM130 6V7H131ZM157 6L159 7V8H157ZM162 6V7H161ZM175 7V9H174V7ZM12 9H11V8ZM188 7V8H187ZM193 7V8H192ZM10 8V9H9ZM108 8V7H107ZM190 8V9H189ZM4 9H7L6 11L4 10ZM124 9V10H123ZM127 9H130V8H127ZM165 9L163 10V11H165ZM192 9V10H191ZM204 9V10H203ZM46 10V9H45ZM103 10H104V8H103ZM102 10V12H101V10L98 12H96L95 13V11L92 13H88L87 14V16L85 15V16H83V17H78V22L79 21H86L85 22V26H83V25H81V24H78V25H80L79 26V29H80V27H82V29H80L81 31H84V33L85 32H87V30H85L84 29V27L86 28V25L87 24H91V23H93L94 21H96V19H98V17H99V15H101L100 13H103L104 11ZM134 10V9H133ZM133 10H132V12H133ZM149 10H151L150 12H149ZM157 10L159 11V13H157ZM169 10H170V12H169ZM173 10V11H172ZM176 10V11H175ZM215 10V9H214ZM63 12H64V10H62ZM93 11V10H92ZM156 11V12H155ZM202 11V12H201ZM46 12L50 15V16H52V18L54 19V25H52V24H50V25H44V24H40V23H36V26H37V28L40 30V31H42L44 34H45V37H46V41H43L44 43L43 44H45V45H47L49 42H51V41H54V43H55V41H57V38H58V40L60 39L59 37H61V39L59 40V44L56 46V44H57V42L55 43V46H56V48L54 49L55 51L57 50V47L59 46L60 47V44H61V46L63 47V50H62V47L60 48V51H54V50H50V49H48L47 47H44V46H41V45H38V46H36L38 49H40L41 51H42V55H43V57H42V59L45 61H43L42 60V64H40V67H38L39 65L37 64V66L34 64L33 65V67H35L36 69H34L32 66H31V68H30V76H34L33 78L35 79V81L33 82V81H30V80H28V79H26V81L28 82V81H30V82H28L29 83V86L27 87V92L25 93V91H22L21 93H20V95L19 94H17L16 92V90H15V93H14V90H12V92H13V94L14 95H16L17 96V98H18V100L19 101H17V103L15 104V105H13L12 107H9V109H7L6 110V112L4 111L3 112V114H2V116H4L5 118H3L5 121V123H2V124H0V185H1V187H4L5 186V180H4V175H3V173H4V171H2L3 169H4V166H5V164H4V162H5V160H6V158H7V156H8V153L10 152V149L11 148H9V147H12L11 145H9L8 146V143H7V141L8 140H5V138H4V136H6V129L7 128H9V126H11V124L13 125V126H16L17 124H18V122L16 123V125H14L15 124V119L13 120V118L12 117H14V118H16V117H19L20 115H21V123L22 124H24V126H26V125H29V129L27 128V129H25V131H26V134L25 135H30V137L28 136L27 138H28V141L27 140H24V142L25 141H27V142H29L30 141V139L29 138H31V142H30V144L33 142V144L35 145L34 146V148L32 147V144L31 145H29V143H21V145H24V144H28V145H24L23 147L24 148H26L27 150H25L27 153H28V147H29V149H33V150H30L29 152H31L30 153V156H31V158H30V160H32L33 161V163L34 162H36L35 163V165H37L36 167L39 169H37L36 167H34L35 169V171L33 170V169H29V170H32V172L31 171H28V174H27V176L29 177V176H32V178L41 170V169H43V167H46V166H49L50 165V163H52L51 161H53V163H59V164H61L62 166H63V164L65 163V166H63L64 168H68L69 167V169H70V167L71 168H74V167H76L80 162V164H79V167L77 166V168H79V170H80V172H82L81 170H83V172L84 173H82L83 174V178L81 179V183H80V180H79V185L77 184V182L78 181H76V184L73 186V189H76V191L74 190V192H76L77 193V190L79 191V189L81 190V191H79L78 193L79 194H76V196H81V199L79 198V197H76L74 200H75V202H76V200H78V199H80V200H78V203H80V204H77V203H75L74 202V200H73V202H72V204H76L75 205V207H74V205L72 206V209H71V205L69 206V209H71L72 211H68L69 212V215L71 214V215H73L74 214V212L75 211H77V213L75 212V214L73 215L74 217H70L69 216V218H68V216H66L68 219V223L66 224L67 226H68V228H69V226H70V228H72V229H74V230H72V229H69L70 230V234L69 235H72V236H68L67 238H68V240L70 239V241H68L67 239H65L64 241V243L62 242L60 245H59V247L57 248V250H55L56 251V253H57V251L58 250H60V249H62V247H63V250L65 251V253L68 255V253L67 252H69V251H73V253L71 252V257L73 256L74 258H73V260H71L73 263H71V264H76V262H77V260L76 259H78V262H77V264H84V263H82L83 262V252H84V245H83V243H84V239H85V236H86V233H87V229H88V227H89V225H91V219H93V216H92V218H91V214L93 215V213L91 212V208L89 207V206H91L90 204V200H91V197L90 196H92V193H93V182H94V180H93V172H92V163L94 162V160H95V157H97V154H99L102 150H103V148L102 147H105V145H103L105 142H103V140H105V139H103L102 137H104V138H107V137H110V131L109 132H107L108 130H107V126H108V124L106 125H103L104 127H102V125L101 124H104V122L102 121V123H100L101 122V119L99 120V118H100V114L103 112V107H105L106 106V108L108 107V105L111 103V102H114L113 100L114 99H116V100H118V99H120V98H122V99H120L121 100V103L124 105V103H127L128 102V96H127V94L129 93V91H131L133 88H134V86H135V84H137L136 85V87L135 88H141V87H144V84H145V82H147V86H146V89L147 88H149L150 86H154V88L152 87V88H150V90H151V92H149V93H154L155 91L158 93L157 95H156V99H158V100H156V101H160V98H161V101H163L164 100V98H165V95H168V98H166V100H169L170 99V101L171 102H175L176 101V99H180V97H181V93L179 92V90H178V92L180 93H178V94H176L177 93V89H179V88H177L178 87V85H179V83L180 82H178V84H177V87H176V81H175V78H176V80L178 79V76L177 75H174V72L176 71V69L174 70V71H172L170 68V70H166L168 67H169V65H170V63L168 62L167 63V61H169V58L171 57V56H169V58L168 59H166L165 57L164 58H162L163 57V55H159L158 56V54L160 53V51H161V49L159 50V51H156V53L154 54V56H158V59H159V62L157 63V64H155L156 62H157V60L155 61V59H156V57H153V49L151 48L152 47V45H150V43L149 44H146V42L147 41H144L143 42V47H144V45H147V46H145L143 49H145V50H142V51H150V48H151V52L150 53H148V52H145V53H148V54H144V57H143V55L140 53V52H142V51H140V52H137V55H138V53H140L138 56L139 57H143L142 59H140V58H138V59H135V56L133 57V54H135L136 53V51L134 52V50H135V46H134V48L132 47V48H129V50H127L128 48H126L125 46H126V43L124 44V41L125 40H127V39H125L124 37H126V38H129L131 35H129V36H126V34H125V36H123L122 35V32H121V34H120V31L122 30V28H124V27H120L118 30H117V32L119 33H117L118 34V36H120L119 38L121 39H119V40H117L118 41V43H119V46H122V47H120V48H122V50L123 49H125L124 50V52L126 53L127 51H130V49H131V51L133 52H131L130 51V55L128 54V52H127V55L126 54H124V52L123 53H121V54H124V55H120V50H118V52H119V55H120V57H122L121 58V65H120V63H119V61H118V63H116L117 61H115L116 59L118 60L119 58H117V56H119V55H115V53H116V50H114L112 47H114L115 46V49H117V46H116V39H117V37H116V35L114 34L113 35V33L114 32H116V30H114V32L112 33V39H114V37L116 38V39H114L113 41H112V43L114 42L115 44H114V46H111V44H110V48L111 49H113V51H112V53L114 54V57L115 58H111V57H113V56H109L108 54H110V55H112V53L110 52V53H108V51L110 50L111 51V49H109L108 50V48H109V45H105V46H103V48L104 47H108L107 48V50L108 51H102V50H104L103 48L100 50V56L99 57H97L96 59L98 60L97 62H101V63H103L102 61H101V58L100 57H102L103 55H102V53L103 52H107L106 53V58H105V55H104V63H103V65L105 64V65H107L108 66V68H106V66L104 65V66H101L102 64L101 63H99L100 65L98 66L97 64H95L93 67H94V69H97V68H100V69H97L96 71L94 70V69H92L91 68V66L93 65V63H97L96 61H92L93 63L91 64V62L89 63L91 66H90V68H91V70L93 71L94 70V72L96 73L98 70L100 71V76H101V78H100V76H98L99 75V72H97L98 73V75H97V73H96V77L94 76V74H92V72L91 71H88V72H90L91 74L89 75V73H88V76H85V78L87 79V77H88V79H89V81L91 82H89V81H87V80H85L86 82H88V84H90V86H91V84L93 83L92 81L96 78L97 79V83H95V84H93L91 87H89L88 85H86L87 83L86 82H84V75H86L85 73V69H86V67L89 65H87V66H83L81 63L79 64L78 62H79V60H78V58L80 57V53H79V51L81 50L82 51V49L85 47L84 45V47H82L81 46V44H77V42H79V40H81L80 38L82 37V35H83V32H79L78 34H77V31H76V28H75V32H71L70 33V28L72 27L70 24L69 25H67L66 23H65V19H66V17H67V11H65V13H63L61 16H57L56 14H54L53 12H50V11H48V10H46ZM146 12H148L147 14H148V16H149V14L150 13H152V14H150V15H153V13H155L153 16H151V17H153V18H151L150 20H149V18H150V16L148 17V16H146L145 15V13ZM199 14H197V13ZM205 12V13H204ZM234 13L236 12V11H233ZM232 12V13H233ZM13 14V15H11V14ZM17 13V14H16ZM156 13H157V15L159 16V17H157V15H156ZM16 14V15H15ZM129 14H131V12H130V10H129ZM129 14H127V16H129ZM198 16H197V15ZM18 15V16H17ZM168 15H170V14H168ZM253 15V14H252ZM10 16V17H9ZM173 16V17H172ZM171 17L172 18H176V16H174V15H172ZM9 17V18H8ZM22 17V18H21ZM177 17V18H178ZM50 18V17H49ZM144 18H143V21H144ZM155 18V19H154ZM52 19V20H53ZM113 19V18H112ZM123 19V18H122ZM121 19V21H124V20H122ZM50 20H51V18H50ZM149 20V21H148ZM157 20H159V21H157ZM193 21H191L192 23H193ZM135 22V21H134ZM151 22V23H150ZM196 22V21H195ZM136 23H138V22H136ZM151 25V27H149V25ZM175 23V22H174ZM180 24L181 25V23L180 22H177L176 24H175V28H180L181 29V26L179 27V25H178V27H176L177 26V24ZM200 23V22H199ZM32 25H34L33 23H31ZM194 25H195V23H193ZM196 24H198V22H196ZM136 25H138V26H140L141 25V23H138V24H135L134 23V26H132L131 27V29H133V27L135 28V26ZM201 25V24H200ZM200 25H198V28H197V30L200 28ZM138 26H136L137 27V29H133L135 32L133 33L134 34V36H135V33H136V31L138 30V28L140 29V28H146V27H142V25L140 26V27H138ZM202 26V25H201ZM202 26V27H203ZM56 27H58L59 28V30H61L60 31V36L57 34V35H55L56 33H55V29H56ZM87 27H88V25H87ZM168 28H169V25L167 26ZM195 27H197V25H195L194 26V28ZM73 28V27H72ZM170 28H172V26L170 27ZM79 29H78V31H79ZM129 29V28H128ZM173 29V28H172ZM201 29H202V32L204 33V31H203V28H200L199 30L201 31ZM132 30V31H133ZM206 30H207V32H206ZM11 31V32H10ZM73 31V30H72ZM111 31H113V30H111ZM123 32L125 31V30H122ZM131 31V30H130ZM57 32V31H56ZM138 32V31H137ZM151 32V33H150ZM152 32H154L153 34H152ZM124 33H126V31L124 32ZM131 33V34H132ZM77 34V35H76ZM82 34V35H81ZM133 34H132V37H133ZM152 34V35H151ZM76 35V36H75ZM80 35H81V37H80ZM122 35V36H121ZM55 36H57V37H55ZM59 36V37H58ZM78 36V37H77ZM206 36H207V39H206ZM75 37V38H74ZM151 37V38H150ZM56 39V40H55ZM125 39V40H124ZM132 39V38H131ZM144 39V40H145ZM148 39V42L150 41ZM173 39H174V37H173ZM175 40V39H174ZM174 40H172V41H174ZM22 41H23V39H22ZM120 41H123V42H121V44H120ZM129 41H130V38H129ZM129 41H126V42H129ZM48 42V43H47ZM145 43V44H144ZM171 43H173V44H170L172 47L174 46V42H171ZM118 45V44H117ZM151 47H150V46ZM221 45V44H220ZM118 46V47H119ZM128 47H129V45H127ZM130 46H132V45H130ZM59 47H58V49H59ZM80 47H82L81 49H80ZM149 47V48H148ZM171 47V48H172ZM221 47V48H220ZM64 48L67 50V49H69L68 51H69V55L70 56H68V54L67 53H65V52H62V51H65L64 50ZM105 48V49H106ZM168 48L170 49V46L168 45ZM167 48V50L169 51V49ZM217 48V50H218V48H220L219 50H218V53H219V51L221 50V52H222V45L221 46H219V47H216ZM134 49V50H133ZM148 49V50H147ZM53 51V53H51L50 51ZM163 50V49H162ZM166 50V51H167ZM165 51V55L167 56V52ZM55 52V53H54ZM72 52V53H71ZM115 52V53H114ZM155 52V51H154ZM220 52V53H221ZM65 53V54H64ZM71 53V54H70ZM142 53H144V52H142ZM164 53V51L163 52H161V54H163ZM60 54H62L61 55V58H60ZM99 54V53H98ZM157 54V55H156ZM109 57H108V56ZM140 55H142V56H140ZM146 55V56H145ZM147 55H150V57H148ZM169 55H170V53H169ZM221 56H222V54H220ZM70 57V59H71V61H70V59L68 60V59H65V57ZM123 56H127V57H129V58H127V57H123ZM130 56H132L131 58H130ZM151 56L153 57V59L151 58ZM63 57V58H62ZM66 57V58H67ZM100 58V59H99ZM107 58H110L112 61V64L110 65V68H109V64H110V59H108V61H107ZM262 57H260V59H261ZM64 59V61H62ZM96 59H94L93 58V60H96ZM103 59V58H102ZM124 59H125V61L126 60H128V62L131 60V59H135L136 60V63H137V65H136V67L134 66V68L132 69V70H129V73L131 72V74L132 73H135V71H136V75L138 76V74L140 75V72L142 71L140 68H142L143 67V65L145 64V63H149V62H147L148 60L147 59H149V60H151L150 62H152V63H154L155 65H160V63L162 62V64L165 62V60H167L166 61V63H164L165 65L166 64H169L168 66L166 65H160V69H165L166 67V69H165V72H164V70H162V73L164 72V73H166V74H163V75H161L162 73H160V75L158 76L157 74H158V71L159 72H161L160 71V69H159V67L158 66H154V67H156V70H155V68L153 69V72H152V74H149V73H147V75L148 76H146V75H143V74H141V76H140V79H141V77H142V79L140 80L139 79V76L137 77L139 80H140V82H138V80H136V78L134 79V78H132V76L133 75H128L129 77H127L128 78V81H127V83H126V80H127V78H126V75H127V72L128 71H126V75L123 73V72H125L124 71V69H126V67L124 66V64L123 63H125V61H124ZM162 59H165V60H163V61H161ZM67 62H66V61ZM100 60V61H99ZM120 60V59H119ZM142 60V61H141ZM146 60V62H144ZM257 60H258V62L255 60L254 61V63H253V65L252 66H255L253 69L256 71V66H258L257 68L259 69L260 67H259V64L260 65H262V63H259V59L257 58ZM108 63H107V62ZM115 61V62H114ZM138 61V62H137ZM127 62V61H126ZM141 62H143V63H141ZM255 62H257L258 63V65H257V63H256V65H255ZM261 62H263L264 63V55H263V60L261 59ZM77 63L79 64L78 66H79V68L77 69ZM115 63V64H114ZM126 64V63H125ZM141 64H143L142 66H141ZM114 65V66H113ZM116 65H118V67L116 66ZM123 65V68L121 67L120 69H118V71H116V74L117 75H114L113 76V72L115 71V70H117V68H119V66H122ZM146 65V64H145ZM144 65V67H146ZM179 65V64H178ZM96 66V67H95ZM101 66V67H100ZM112 66V67H111ZM115 66H116V69H114L115 68ZM165 66V67H164ZM251 66V67H252ZM263 66H264V64H263ZM162 67H164V68H162ZM102 68V69H101ZM103 68H105V70L103 69ZM88 69V68H87ZM110 69V70H109ZM144 69V68H143ZM157 69H158V71H157ZM89 70V69H88ZM102 70H103V72H102ZM109 70V71H108ZM113 72H112V71ZM121 70V71H120ZM122 70H123V72H122ZM137 70H139V71H137ZM141 70V71H140ZM151 70V69H150ZM155 70V71H154ZM260 70V71H259ZM258 71L259 72H261V71H263L264 70V67L261 69H259ZM83 71L85 72V73H83ZM152 71V70H151ZM170 71V72H169ZM82 72V73H81ZM106 72H108V74L106 73ZM118 72V73H117ZM121 72V74H120V76L118 75L119 73ZM138 72V73H137ZM156 72H157V74H156ZM264 72V71H263ZM103 73V75H101ZM128 73V74H129ZM168 73H170V75L172 76V73H173V76L172 77H174L175 76V78H173L172 79V81H174L173 83H172V86H171V88L173 89L174 88V86L176 87V90L175 91H171L172 89L171 88H169V89H171V90H168V87L166 86V82H169V78H168V81H167V79H166V77H170V78H172L170 75H168ZM106 74L108 75V76H106ZM109 74H110V76H111V74H112V76H113V79H112V76L110 77L109 76ZM114 74H115V72H114ZM123 74V75H122ZM157 75L158 76V78H157V80L160 78H162V77H164L165 79H166V81H165V79H164V81H162L163 80V78H162V80H161V82L160 81H156V77H154V75ZM51 75H53V76H51ZM55 75H57V78H59V77H61V78H59V80L61 79V81H59V80H57V81H59L60 82V85H63V84H65V85H63V86H65L64 87V90H65V88H68V89H66V90H68L66 93H67V95H66V93H65V95L67 96L66 97V100H65V98H64V100L63 99H60L61 97V95L60 94H64V93H60V92H57L56 94H57V97H58V95H60L58 98L56 97V95L54 96V95H52V97H54L53 98V100L55 101L53 104H55L56 103V105H53L52 106V108L50 107L49 108V110L47 111H45V113H43V116H45L44 117V121H45V124L44 125H38L39 127H41V128H39V127H37V126H35V125H37L36 124V122L37 121H39L40 122V119L38 120V118L37 117H35V112H36V109H35V106H36V97H38L37 98V100H40L39 98H41L42 97V100L44 99V98H46V94L48 93H46L45 95H43L42 93H44L45 91H46V88L49 90H51L52 89V87L53 86H51V84H50V81L51 80H53L54 78V76ZM91 75L93 76V80H91L92 78H91ZM125 78V80L124 79H122L121 77L122 76ZM135 75V74H134ZM153 75V76H152ZM166 75V76H165ZM59 76V77H58ZM102 76H103V78H102ZM116 76V80H117V78H120V79H122V80H119V82H117L116 80H114V77ZM117 76H119V77H117ZM130 76H131V78H130ZM145 76L147 77V78H150L149 80H147V78H146V80L147 81H145ZM4 72H0V96L3 94V92L5 93V92H7V91H5V90H7L8 89V84H7V82L4 80ZM31 77V78H32ZM50 77V78H49ZM98 77V78H97ZM144 77V78H143ZM53 78V79H52ZM56 78V77H55ZM91 78V79H90ZM155 78V80H153ZM46 79H48V80H46ZM49 79H51L50 81H49ZM95 79V80H96ZM111 80L112 81V84H113V80L116 82V84L117 83H121V84H123V82H125L126 84L124 85H121V86H117V85H115V82H114V84L112 85L111 84V81L109 82V80ZM144 79V82H142V80ZM159 79V80H160ZM258 79H260V80H263L264 81V78H257V81H253V84H256L257 82L259 83L260 81L258 80ZM94 80V81H95ZM136 80L137 82L135 83L134 81ZM171 80V79H170ZM49 81V82H48ZM57 81H54L55 83H57ZM63 81L65 82V83H63ZM106 81H108L111 85L109 86V84H108V82L106 83ZM122 81V82H121ZM172 81H170V82H172ZM26 82V83H27ZM96 82V81H95ZM156 82L157 83H162L163 82V84L160 86V84L158 85V84H156ZM176 82V83H175ZM256 82V83H255ZM26 83H25V85H26ZM62 83V84H61ZM135 83V84H134ZM141 85H140V84ZM260 83H262V82H260ZM53 84V83H52ZM97 84V87H95V88H98L99 89V91H102L103 89V91H105L104 93V95H103V91L100 93V92H98L97 94H94L93 95V92L92 91H94V90H92L94 87V85H96ZM118 84V85H119ZM131 84V85H130ZM134 84V86H132ZM174 84V85H173ZM232 84V86H231V88L233 87V83H230V85ZM263 85H264V82L262 83ZM262 84H257L258 85V87L260 86V85H262ZM54 85H56V84H54ZM68 87H67V86ZM129 85V86H128ZM149 85V86H148ZM159 87H157V86ZM164 85L166 86V87H164ZM167 85H171V83H168ZM180 85H181V83H180ZM247 85H252L251 83L249 84H247ZM262 85V86H263ZM99 86V87H98ZM123 86H125V97H120V96H122V92L120 93V95L119 94H117L118 92H119V89L121 90V88L123 89L124 87ZM126 86H128V87H126ZM130 86L131 87H133V88H130ZM30 87V88H29ZM49 87H51V88H49ZM111 87V88H110ZM116 87H119L118 89H117V92H116ZM155 87H157V89H159L160 91L161 90H163V91H165L166 89L165 88H167V90H168V94H165V93H167V91H165L164 93H163V91L160 93V91L159 90H156V88ZM170 87V86H169ZM227 87H230L229 86V83L227 84ZM235 87H238V86H234V88ZM7 88V89H6ZM108 88V89H107ZM128 88H130L129 90H128V92H127V89ZM134 88V89H135ZM161 88V89H160ZM234 88L233 89H230V90H233L234 92L236 91V92H239L240 90H239V87L237 88V90H236V88H235V90H234ZM259 88H261V86L259 87ZM10 89V88H9ZM54 89V88H53ZM90 89V90H89ZM98 89H96L95 91L97 92L98 91ZM102 89V90H101ZM107 89V90H106ZM145 89V93L146 92H148V91H150L149 89L148 90H146ZM154 91H153V90ZM165 89V90H164ZM24 90V89H23ZM42 90V91H41ZM49 90V91H50ZM124 90V89H123ZM123 90H121V91H123ZM41 91V94H39V92ZM44 91V92H43ZM89 91H91V94L93 95V96H95L96 97V95H97V97H98V95H99V98H95V97H93V98H95L94 100H93V98L91 97V95H90V92ZM94 91V92H95ZM159 91V92H158ZM243 91H245L246 92V88H245V90H243ZM24 92V93H23ZM95 92V93H96ZM107 92V93H106ZM108 92H110V95H109V93ZM115 92H116V94H115ZM124 92H123V96H124ZM127 92V93H126ZM169 92H171V94L173 93V92H175V93H173L174 94V96H173V94L171 95V94H169ZM231 93L230 94H232V91H230ZM235 92V93H236ZM144 93V94H145ZM149 93L147 94V96H150L149 95ZM90 96H89V95ZM101 94V95H100ZM107 94L109 95V98H107L106 96H107ZM145 94V95H146ZM156 94V93H155ZM161 94H163V95H161ZM165 94V95H164ZM234 94V93H233ZM232 94V95H233ZM237 94V93H236ZM37 95V96H36ZM41 97H40V96ZM114 95H115V97L116 96H118L119 95V97H114ZM161 95V96H160ZM169 95H170V97H169ZM175 95H177V97L175 96ZM64 95H62V97H63ZM69 96H70V98H69ZM103 96V97H102ZM104 96L106 97V98H104ZM112 96V98H110ZM164 98H163V97ZM172 96H173V99H172ZM234 97L235 96H237V95H233ZM256 96H258V97H260V95H256ZM255 95L254 96H252L251 97V95H250V98H248L247 100H249L250 99V101L247 103V105L249 106V107H247V105H246V103H245V101L244 102H242L241 100H239L238 99V101L240 102V104L242 105V103H244V105H242V107H241V110L242 109H244L245 111H241L240 113V115H241V117H244V118H242V120H240V121H242V123H245V122H251V121H253L252 122V124L253 123H255L256 124V126H254L255 124H253V127L255 128V127H257L256 129H252V130H254L253 131V133H258L259 134V137L258 136H255L254 138H256L257 139V141H256V139L255 140H253V142H255V143H253L252 142V145H253V147H246V148H248L249 150H248V152H250V153H248L247 151H245L244 152V155H245V157L248 159H246L245 157H241V160H242V158H243V160L245 161H242V162H240L241 160H240V158H239V160L236 162V164H239V162H240V164L239 165H242V167L243 166H245V167H241L242 169L241 170H239V171H236V169H237V167H238V165H237V167L236 166H234L236 169H232L231 167L232 166H230V168H231V170H230V168H229V170H228V167L227 166H225L224 168L225 169H223V165L221 166L220 165V167H219V169H223L222 171H221V174L223 175V171L225 172V170H227V172L228 173H226L227 175L225 176V173H224V175L223 176H225L228 180L227 181H222V180H226V178H223V176H221L220 175V177H218L217 179H220L221 181V183L216 179V182H218V183H220L219 185H220V187L219 186H217L218 188L216 189L215 187L216 186H212V188L214 187V190L212 189V188H210V191H211V189H212V191L211 192H214L213 194H214V196H215V194H217L218 192H221L220 191V189L222 190V192H224L225 190H224V187H225V184L224 183H226V182H229V181H238V180H243V179H245L246 177V179H248V177H253L254 178V176H255V180H256V182H255V184L257 185V183H258V179H259V183H261V180H264V121H260L262 118L264 119V109H262L261 108V110H259L260 109V106H258V105H260L261 103H263L262 102V100L264 101V97H263V99H262V95H261V98H259V99H261V101H258V99H257V97H256ZM44 97V98H43ZM52 97L50 98V100H52ZM89 97H91V101H90V99H89ZM153 97H154V94H153ZM158 97V98H157ZM68 98V99H67ZM114 98V99H113ZM175 98V99H174ZM251 98H255L256 100H257V102L256 103H259V102H261L260 104H256L255 103V105H254V103H252V100L253 99H251ZM57 99H59V101L57 100ZM107 99V100H106ZM108 99H109V102H108ZM125 99V100H124ZM127 99V100H126ZM235 99H236V101H237V97H235ZM52 100V101H53ZM64 101L63 103L61 102V105L60 106H57V105H59V104H57L58 102H60V101ZM110 100H112V101H110ZM125 102H124V101ZM175 100V101H174ZM255 100V101H256ZM45 101V99L43 100V101H37L38 103H37V106H38V104L40 103V102H44ZM51 101V102H52ZM57 101V102H56ZM93 101V102H92ZM127 101V102H126ZM236 102V104H238V105H236V104H232L231 106L230 105H228L230 108L233 106V105H235V106H237L236 108H240L239 107V102ZM254 101V100H253ZM108 102V103H107ZM120 103V101H117V102H115V103ZM177 102V101H176ZM251 102V104L252 105H250L249 103ZM119 103L118 104H116L117 105V107H118V105H119ZM108 104V105H107ZM122 104H120L119 105V108L121 107V106H123ZM240 105V106H241ZM261 105H264V104H261ZM73 106V107H72ZM250 106H253V109H252V107H251V109H250ZM255 106V107H254ZM259 107V109L257 110L256 108H258ZM73 108L72 110H71V108ZM116 107V108H117ZM228 107V110H227V108L225 109V111L226 112H229V108ZM262 107V106H261ZM264 107V106H263ZM101 108H102V112H101ZM105 108V109H106ZM236 108H234V109H236ZM245 108H247V110L245 109ZM34 109H35V112H34ZM67 109H68V111H67ZM104 109V110H105ZM231 109H233V108H231ZM230 109V111H232ZM251 112V114L249 113V111ZM263 110V111H262ZM64 111H67L68 112V114H67V112H64ZM100 111V114L98 113ZM114 111H116V109L115 110H112L111 112L113 113ZM247 111V112H246ZM254 111V112H253ZM255 111H256V116H257V118L255 117ZM260 113H259V112ZM48 112V113H47ZM95 112V113H94ZM239 112V111H238ZM253 112V113H252ZM259 113V115H258V113ZM65 114V115H63V120H62V118H61V114ZM97 113L99 114V116L97 117ZM20 114V115H19ZM47 114V115H46ZM48 114H50V115H48ZM53 114V115H52ZM56 114V117H54V115ZM109 114V116L111 115V113H108ZM114 114V113H113ZM115 114H116V112H115ZM235 114V113H234ZM233 114V115H234ZM242 114L244 115V116H242ZM246 114V115H245ZM261 114V115H260ZM262 114H263V116H262ZM32 115H34V116H32ZM53 116V119L51 118L52 116ZM57 115H59L60 116V120H57V118L59 119V116H57ZM66 115H68V118H65L66 117ZM96 115V116H95ZM215 115H217V113H215ZM215 115H214V117H215ZM238 115H239V113H238ZM48 116H50L49 117V119H48ZM70 116V117H69ZM33 117H35L36 119H33ZM97 117V118H96ZM213 117V118H214ZM259 117H262V118H259ZM46 118V119H45ZM17 119V118H16ZM19 119V118H18ZM56 119V120H55ZM232 119H233V125L232 126H234V124H237V122H235L234 121V118H233V116H232ZM241 119V118H240ZM255 119V120H254ZM258 119H260V120H258ZM262 119V120H263ZM36 120V121H35ZM47 120V121H46ZM215 120H216V117H215V119L213 120L214 122H215ZM43 121V122H44ZM99 122V124H100V126H99V124H98V122ZM244 121V122H243ZM255 121V122H254ZM42 122V121H41ZM149 122H152V120L151 121H149ZM260 122H263L262 123V125H258V123L259 124H261ZM105 123H107V121H105ZM42 124V123H41ZM230 125V126H231ZM239 125V124H238ZM241 125V124H240ZM239 125V126H240ZM231 126V127H232ZM237 126V125H236ZM239 126H237V127H239ZM20 127V125L17 127L16 126V128H19ZM109 127V126H108ZM236 127V128H237ZM102 128H104V131H106V132H102ZM113 130H114V127L112 126L111 127ZM116 128V127H115ZM234 128V130H236V128H235V126L233 127ZM259 128V129H258ZM45 129V130H44ZM49 131H48V130ZM92 129V130H91ZM47 130V131H46ZM109 130H111L110 128H109ZM230 130V129H229ZM234 130H230L231 132L232 131H234ZM25 131H24V133H25ZM47 132V133H45L47 136H45L46 138H44V136H42L41 135V133L43 132ZM101 131V133H97V132H100ZM115 131H116V129L114 130V133H113V131L111 130V132L113 133V135L115 134ZM259 131V132H258ZM12 132V131H11ZM10 132V133H11ZM230 132V133H231ZM9 133V134H10ZM48 133L50 134L51 133V135H48ZM103 133V134H102ZM105 133L107 134V135H109V136H107V135H105ZM15 135V133L14 132H12L10 135H8V133H7V135H8V137L10 136V137H12V135ZM32 134L34 135V136H32ZM102 135V137L100 136V135ZM257 134V135H258ZM13 135V136H14ZM99 135V136H98ZM112 135V136H113ZM50 136V137H49ZM111 136V137H112ZM7 137V138H8ZM9 137V138H10ZM15 137V136H14ZM49 137V138H48ZM52 137V138H51ZM99 137H101L102 138V140H101V138H99ZM110 137V138H111ZM8 138V139H9ZM13 138V137H12ZM26 138V139H27ZM32 138H33V140L34 141H32ZM49 140H48V139ZM50 138H51V142L49 143L48 141H50ZM110 138H107L108 140H110ZM46 139H47V142H48V144L47 143H45L46 142ZM41 140H42V142L45 144V145H47L46 147H45V151H46V149L47 148H49V147H53L52 149H47V151H46V154L45 155H47V157L45 158V156L43 155V153H42V151H41V149H43L41 146L42 145H40L42 142H41ZM45 141V142H44ZM103 142V144H102V142ZM40 143V144H39ZM48 145H54V146H48ZM103 145V146H102ZM251 144H250V146H252ZM261 145H263V146H261ZM41 147L40 148V150H39V148L38 147ZM58 147L57 148V152H54V150L56 149V148H54V147ZM260 147H261V149L263 150H261L260 149ZM102 148V149H101ZM251 148V149H250ZM49 150H51L50 151V153H49ZM96 150H98L97 152H96ZM101 150V151H100ZM246 150V149H245ZM259 150H261V151H259ZM41 153H40V152ZM44 151V152H45ZM48 152V153H47ZM54 152V153H58L55 157H58L60 160L63 158V162H62V160H61V162H59V159L58 158H54L55 160H57L56 162H55V160H53V159H51V158H53V156L55 155H52V153ZM72 152V154H70V153ZM261 152H262V154H261ZM67 153L69 154L68 156H67ZM93 153H94V155H93ZM260 153V154H259ZM39 154V155H38ZM41 154L43 155V156H41ZM62 154V155H61ZM248 154V155H247ZM50 155H51V157H50ZM243 155V156H244ZM261 156L260 157V162L258 161V159L257 158H259V156ZM29 156V157H30ZM50 158H49V157ZM61 156V157H60ZM67 156V157H66ZM39 157V158H38ZM41 157H42V159H41ZM44 157V158H43ZM246 160H245V159ZM261 158H262V160H261ZM47 159H49V160H47ZM187 160H189V159H186V160H184V162L185 161H187ZM31 161V162H32ZM50 163H49V162ZM210 161V160H209ZM259 163H258V162ZM46 162H47V164H46ZM79 162V163H78ZM183 162V163H184ZM207 162V161H206ZM243 162H244V164H243ZM254 162H255V164H256V162H257V164L256 165H258L257 167H254ZM78 163V164H77ZM260 163H263L262 165L260 164ZM212 165V163H211V161H210V163L208 164V162H207V164L205 163V166H203L202 165V167L200 166V168H206L207 166L208 167H210L211 165ZM254 164V165H253ZM34 165V166H35ZM183 165V164H182ZM210 165V166H209ZM255 165V166H256ZM38 166H41L40 168L38 167ZM185 166H189L188 167V170H190L192 167H193V165H186L185 164ZM184 165H183V167H184V170H185V167ZM190 166H192V167H190ZM81 167L83 168V169H81ZM181 168L180 169H182L183 167L182 166H180ZM196 167H198V166H194V168H192L190 171L193 173H195L196 172V170H195V168ZM240 167V166H239ZM239 167H238V169H239ZM259 167V168H258ZM3 168V169H2ZM199 167L197 168V169H199L200 171L199 172H201L202 170L200 169ZM227 168V169H226ZM255 168H257L256 170H255ZM187 169V168H186ZM194 169V170H193ZM254 169V170H253ZM183 169H182V171H184ZM193 170V171H192ZM233 170H235V171H233ZM249 170V171H248ZM260 171V173L258 174L257 173V171ZM38 171V172H37ZM181 171V170H180ZM181 171V172H182ZM187 171V170H186ZM190 171H188V172H190ZM247 171V172H246ZM253 171H254V173H256V174H253ZM31 172V173H30ZM185 172V171H184ZM188 172H187V174H188ZM190 172V173H191ZM198 172V173H199ZM231 172H233V173H231ZM2 173V174H1ZM189 173V174H190ZM245 173H248V175H246ZM5 174V173H4ZM30 174V175H29ZM35 174V175H34ZM185 174V173H184ZM228 174H230V175H232L231 176V179L229 180V177L228 176H230V175H228ZM250 174H253V176H251ZM34 175V176H33ZM183 175V174H182ZM246 175V177H244ZM250 175V176H249ZM256 175H258V176H256ZM185 176H186V174L185 175H183V178L185 179ZM189 176V179H186V180H188V182H189V184L191 183V175H188ZM27 177V181H30V179ZM234 177V178H233ZM244 177V178H243ZM222 178V179H221ZM243 178V179H242ZM29 179V180H28ZM180 179V178H179ZM245 179V180H246ZM177 181L175 182V186L176 185H178V186H180V191L182 190V188H184L183 186L185 185V184H187V187H185L184 189H185V191H186V189L189 187V185H188V182L187 181H185L184 180V182H186L182 187H181V185H179L178 184V182H179V180L178 179H176ZM180 180H183V179H180ZM4 181V182H3ZM173 181H175V179L173 180ZM172 181V182H173ZM3 182V183H2ZM171 182V183H172ZM215 182V183H216ZM222 182H224L223 183V185H222ZM2 183V184H1ZM263 183H264V181H263ZM182 184V183H181ZM227 184V183H226ZM253 184H254V182H253ZM172 184H170V186H171ZM216 185H218L217 183H216ZM77 186V187H76ZM79 186H80V188H79ZM82 186V187H81ZM175 186H172V187H170V189L171 188H175ZM186 186V185H185ZM6 187V186H5ZM75 187V188H74ZM223 187V188H222ZM8 187H6L5 189H7ZM78 188V189H77ZM220 188V189H219ZM2 189H4V188H2ZM4 189V190H5ZM71 190H73L72 189V187L70 188ZM170 189H168L167 190V188H165V192L167 191H170L171 192V195L173 194L174 195V192L172 193V191H174V190H170ZM178 189H179V187H178ZM184 189H183V191H184ZM219 189V190H218ZM8 190H9V192H8ZM11 190H13V189H11ZM11 190L8 188L7 189V191L6 192H4V193H13V194H15V195H13V194H11V195H9L8 194V196H9V199H8V201H9V203H11V201H12V203H11V207H12V209H13V215H11V216H9V218H8V222H9V226H8V229H6L7 231H6V233H5V236H4V238L2 239V242L0 243V246H2V247H5L6 245H8L10 242H11V240L12 239H14V237H15V235L14 234H16V237L17 236H19V233L21 232H23V230L25 229V231L28 229L27 227H25L26 225H27V223H26V220L24 219V221L22 222V221H19V222H17L18 221V218H19V220H23V216H21L22 214H21V209L19 210V208H22V207H24V203L23 202H25V199L27 200V196L26 197H24V195H26L27 194V192L26 191H24L23 189H21V191H20V189H18V193L20 194V196H22V197H18L19 195H18V193L15 191V190H17V189H15L14 191H12L11 192ZM22 190H23V192H22ZM176 190H177V186H176ZM175 190V191H176ZM209 189H207V191H208ZM179 191V190H178ZM180 191H179V193H180ZM185 191L183 192V194H179V195H182L183 197L185 196ZM207 191L205 192L204 191V193L206 194V195H204L203 196V193H202V196H201V194H200V196H201V198H204V201H205V199L207 198V199H209V193H210V191H209V193H207ZM218 191V192H217ZM80 192L82 193V194H80ZM92 192V193H91ZM166 192V194L164 195V196H166V195H168V193ZM119 193V192H118ZM123 193V192H122ZM121 192L119 193L120 195H123V196H125V194H122ZM24 194V195H23ZM117 194V193H116ZM118 194V195H119ZM176 194V193H175ZM213 194H211L212 195V197H213ZM7 195V194H6ZM14 196V197H13ZM15 196L18 198V199H16L15 198ZM123 196H121V198L123 197ZM175 196H177V195H175ZM175 196L173 197L172 196V198L174 199L175 198ZM182 196H181V198H182ZM207 196H209V197H207ZM116 197L118 198L117 200H119V198H120V196H116L115 195V201H117L116 200ZM169 197H170V195H169ZM178 197V196H177ZM176 197V200L178 199V198H180V196L177 198ZM206 197V198H205ZM212 197H210V199H214V197L212 198ZM15 200H13V199ZM120 198V199H121ZM124 198V197H123ZM167 198H168V196H167ZM166 197H165V201L167 202V201H169L170 199H171V197H170V199L168 198L167 199ZM180 198V199H181ZM19 199H20V201H19ZM22 199H23V202H21L22 201ZM172 199V200H173ZM180 199H178L179 201H181ZM183 199V198H182ZM172 200H170L169 202H170V204L172 203ZM176 200L174 199L173 201H174V205L172 204V205H170L169 207L170 208H174L175 207V203L177 204L176 206H178V207H180L179 206V204L182 206V204H181V202L179 203L178 202V200H177V202L179 203H177L176 202ZM202 202V209L204 208V209H206V208H208V207H210V208H208V209H210L211 210V213L213 212V210L211 209L214 205H212V207L211 206H209V205H211V204H213V202H212V200H206V202ZM211 202V204H210V202ZM14 202H16V203H14ZM23 203V205L21 206V204H19V203ZM27 202V201H26ZM25 202V203H26ZM207 202H208V204H207ZM8 203V204H9ZM19 205H18V204ZM17 204V205H16ZM168 205H169V203H167ZM166 204V207L168 208V205ZM206 204L208 205L207 207H206ZM14 205H16L15 207L16 208H14ZM196 205V204H195ZM194 205V206H195ZM9 206V205H8ZM80 206V207H79ZM174 206V207H173ZM197 206H198V208L200 207L201 208V206L197 203ZM76 207H79V208H76ZM166 207H163V209L165 210V213L164 214H162L164 211H163V209L162 210H160V212L159 211H153L154 213H152V211L150 212V211H148L149 213H150V215L151 214H154L155 215V217H154V215H152L151 216V221L149 220V222H147L146 221V223L145 224H143V222H141L142 224H141V227H140V231L138 232V231H136V229L139 227V226H137V227H135L134 226V224H140V223H137V222H140L141 220H139V217L137 218L136 217V219H135V217H134V220L132 221V217L131 218H128L127 217V219H125V220H127V221H125V220H123V221H125L128 225L130 224L131 225V222L133 223L135 220V222L131 225V227H130V225L128 226L127 225V228H130V230H128L127 228H125V230H124V227H126V223L125 222H122L121 221V219H120V223L119 224H117L116 222L114 223V221H113V223L111 222V220H110V222H111V224H113L114 225V227L113 228H111L112 226H111V224H110V222H109V220L107 221L106 220V222L108 223V225H107V223H106V225L109 227V226H111L110 227V229L112 230V229H117V228H115V227H117L118 226V228H122L121 230L123 231V234L120 236V237H117V239L118 240H120L121 238H122V236L124 237L125 236V234L128 232L129 233V238L130 239H126V237L128 236V233H127V235H126V237L125 238H122L120 241L122 242V240L124 241V242H126L127 244H128V242L130 243V244H126V243H121L120 242V244H119V242H118V240H117V242H116V245H117V243H118V246L120 245V247H121V244H124L123 246L124 247H126L127 246V248H123V249H121L122 251L123 250H125L124 251V254L123 255H117V257H115L113 260H115L116 261V258H117V261L121 258V259H123V257L124 258H126V261H124V262H122L121 261V259H120V261L119 262H121L120 264H127V262H129L128 264H131V263H135V264H167L168 262L170 263V264H174V260L173 259H175V262L177 261L178 263H175V264H197V258L199 257V256H201L202 257V254H203V257H204V254L206 253V248L208 247V242L207 241H209V239H210V237H211V232H210V234H209V231H208V229H209V227H210V225H208V222H210L211 223V215H209L210 214V210H208L209 212H207L206 213V211L207 210H201L200 208L199 209H197V207H195V209H197V210H199V212H198V214H199V216L200 217H197L196 216V218H199V221H198V225L196 226V227H194V225L195 224H193L192 226L194 227V228H196L195 230L192 228V233H194V236L189 240V238H188V236H186V235H184V236H186L187 238H188V240L187 241H189V250H188V248L186 249V250H188V251H186L184 248V251H186L185 252V254H183L184 256H183V258L182 259H178L177 260V256H179V255H176V257H175V255H174V252L173 251H175V249H178L180 246H181V244H185V241H186V237H185V240H184V237H180V234H176L175 233V231H178V230H176L177 229V226L180 224V222H179V217H180V212L181 211H179L178 212V210H179V208L178 209H176L177 207H175L174 209H176V211H177V216H176V213H174L173 211H175L174 209L173 210H170V208L168 209V211H167V208ZM74 208H76V210L74 209ZM81 208V209H80ZM183 207H181V209H182ZM10 209V208H9ZM12 209H11V211H12ZM79 209V210H78ZM213 209H214V207H213ZM19 210V212H17ZM73 210H74V212H73ZM82 210V211H81ZM202 211V213H201V211ZM79 211V212H78ZM80 211H81V213H80ZM163 211V212H162ZM168 213H167V212ZM169 211H171L172 213H174L173 215H175L176 217H178L177 218V220L178 221H176V217L175 216H173L172 215V218H174V220L173 219H171V212L169 213ZM17 212V213H16ZM156 212H158L159 213V215H160V217H161V215H164V217H166L165 215H167V217L169 218V216H170V218L169 219H171L170 220V222H169V219H168V222H167V220H165L164 219V217L162 218H159V219H157L159 216L157 215V213ZM19 213V214H18ZM80 215H79V214ZM149 213H148V215H149ZM167 213V214H166ZM206 213V214H205ZM209 213V214H208ZM17 214H18V216H17ZM21 214V215H20ZM68 214V213H67ZM170 214V215H169ZM201 214V215H200ZM15 215V216H14ZM78 217H77V216ZM149 215V216H150ZM169 215V216H168ZM206 215H208V217L209 218H206L207 216ZM22 217V219H21V217ZM76 216V217H75ZM80 216V217H79ZM15 217H17V218H15ZM66 217H65V220H66ZM157 217V218H156ZM13 218H15V220L13 219ZM71 218H73V220L71 219ZM77 218H79V219H77ZM122 218H125V217H122ZM153 218H154V220H153ZM156 218V219H155ZM72 220V222H71V220ZM118 219V220H119ZM128 219H129V222H130V220H131V222L129 223L128 222ZM162 219V220H161ZM163 219L165 220V221H163ZM167 219V218H166ZM206 219V220H205ZM17 220V221H16ZM195 220V219H194ZM263 221L264 219L263 218H261L260 219V221ZM171 221H174V223L176 224V227H175V225H174V223H172ZM17 222V223H16ZM21 222H22V224H21ZM66 222V221H65ZM73 224L74 223V225H72L71 223ZM93 222V221H92ZM169 223V225L170 226H172L170 229H173V225H174V232H172L173 230H171V232H172V236H174V237H172V239H171V232H170V230L168 229L170 226L169 225H167L168 227H165V224L166 223ZM177 222H179V223H177ZM264 222V221H263ZM23 223H25V228L23 227ZM105 223H104V225H103V227L104 228H106V229H108V227L105 225ZM123 223H124V227H122L123 226ZM161 223H163V224H161ZM165 223V224H164ZM170 223H172V224H170ZM194 223H196V222H194ZM205 223V224H204ZM262 223V222H261ZM18 224H19V226H18ZM69 224V225H68ZM71 224V225H70ZM117 226H116V225ZM207 225V226H204V225ZM263 224V223H262ZM15 225H16V227H15ZM20 225H21V227H20ZM120 225V226H119ZM144 225V226H143ZM159 225H161V227H163L164 226V229H162V228H159L160 226ZM163 225V226H162ZM203 225V226H202ZM73 226H74V228H73ZM181 226V225H180ZM180 226H178V228H181ZM246 226V225H245ZM14 227L17 229V230H14ZM102 227V228H103ZM206 228V230H205V228ZM248 227V226H247ZM251 227V226H250ZM252 227H253V225H252ZM21 228V230L19 231V229ZM103 228V229H104ZM136 228V229H135ZM166 228L168 229V231L170 232V235L168 236V232H167V234H164L167 230H166ZM199 228H200V230H199ZM201 228H204V230L203 229H201ZM245 229H246V227H244ZM262 228V232L260 231V229ZM258 229L256 228V227H253L252 228V231H255L256 230V233H260V234H258L257 236L256 235H254V234H256V233H251V235L253 236H251L250 235V238L249 239H245L246 240V244H245V240L242 242V244L243 245H245L246 247H249V248H247V250H248V259L247 260H245V261H248V262H246V264H264V230H263V225L261 226V227H259ZM126 229L128 230V231H126ZM135 229V231L133 232V230ZM157 229H158V231L159 230H161V231H159V232H155L154 233V235L151 233V232H153V231H157ZM190 229L191 228H189V231H190ZM15 232H14V231ZM97 230H99V233H98V235L97 236H95L96 235V233L98 232ZM97 230H95V231H91V233L88 231V233L89 234H93L94 232H96L94 235H92V236H95V237H91L92 239L94 238H97V237H99V235H100V233H101V230L100 229H97ZM105 230V229H104ZM164 230V231H163ZM166 230V231H165ZM198 230H199V232H198ZM257 230H259V231H257ZM19 231V233H16V232H18ZM28 231V230H27ZM103 231V230H102ZM117 231L119 232V230L117 229ZM124 231H126L125 233H124ZM131 231V232H130ZM190 231V232H191ZM201 231V232H200ZM203 231V232H202ZM74 232V233H73ZM135 232H137V233H135ZM162 233V235L164 234V235H166V239H164L163 240V237H161V235L159 234V233ZM164 232V233H163ZM206 232H208V233H206ZM13 233V234H12ZM23 233H27V232H23ZM88 233H87V235H88ZM120 233V232H119ZM119 233L118 234H116L117 236L119 235ZM131 233V234H130ZM137 235H135V234ZM152 234L151 236H154V237H156V233H158V235L157 236H160V237H156L157 239H161V241H163V242H166L167 243V247L166 246H163L162 244H159L161 241L160 240H158L159 241V243H157V240H155L156 242H152V241H154L153 239H154V237H152V239H151V236L149 235V234ZM176 234L178 237L176 238V235H173V234ZM199 233L202 235V236H204L205 238H206V236H208V234L210 235V236H208V239L206 238H204L206 241L204 242V240L202 239V236H201V238H200V236H199ZM28 234V233H27ZM27 234H20L21 236H23V237H25V238H22L24 241L25 240H27ZM132 234H133V236H132ZM205 234V235H204ZM207 234V235H206ZM10 235H13L14 237H10ZM136 237H135V236ZM188 235V234H187ZM190 235V237L192 236V234H189ZM168 236V237H167ZM181 236H183V235H181ZM15 237V239H14V241H16L15 242V244H16V246L19 248H17L16 246H14V242H13V246L12 247H10V249H11V251L9 252V253H13L12 252V249L14 248L16 251H14V256L13 255H11V254H9V255H11L12 257H16V260L18 259V257H19V254H21L23 251H24V253H23V255L24 256H26V254H25V252L27 253V249L26 248H24V247H26L25 246V243H24V241L21 239L20 240V238L19 237H17L16 238ZM71 237V238H70ZM134 237V238H133ZM252 237V238H251ZM11 238V239H10ZM19 238V239H18ZM151 240H150V239ZM168 238H169V240L170 241H175L176 239H181L180 241L179 240H177L176 241V244L173 242H167L166 240H168ZM71 239H72V241H71ZM135 239H139V240H142V239H144V240H142V241H139V240H135ZM202 239V240H201ZM19 240H20V245L19 244H17L18 242H19ZM128 242H127V241ZM199 240V241H198ZM9 241V242H8ZM182 241H183V243H182ZM203 241V242H202ZM150 242V243H149ZM163 242H161V243H163ZM178 242H181V244H180V246H179V244L177 245V243ZM199 242H200V244H201V247L200 248H197V246H200L199 245ZM8 243V244H7ZM24 245H23V244ZM155 244V243H157V244H159L158 246H157V244H155V247H153L152 248V244ZM166 243L164 244V245H166ZM171 243H172V245H171ZM187 243L188 242H186V246H187ZM203 243V244H202ZM207 245H206V244ZM126 244V245H125ZM175 244V245H174ZM196 244H197V246H196ZM5 245V246H4ZM19 245V246H18ZM23 245V246H22ZM69 245V247L67 248V246ZM161 245L163 246V247H161ZM176 245H177V247H176ZM204 247H206V248H202L203 246ZM20 246H22L21 248H20ZM83 246V247H82ZM122 246V247H123ZM168 246L170 247L171 246V249H170V251L171 250H173V251H171L172 253H173V255L170 253V251H169V248H168ZM184 245H182L181 247H180V250L178 249V251H175V254H178L179 252H180V254H182L181 253V249H182V247H183ZM196 246V247H195ZM2 247H0V249H2ZM120 247H119V249L118 250H120ZM121 247V248H122ZM157 247V249H155ZM185 247V246H184ZM24 248V249H23ZM65 248H66V250H65ZM71 248V249H70ZM163 248H166L165 249V251H164V249ZM172 248H175V249H172ZM196 248V249H195ZM22 249V251H20ZM83 249V250H82ZM151 249H152V251H151ZM197 249H200V250H197ZM204 249V250H203ZM208 249V248H207ZM18 250V251H17ZM26 250V251H25ZM138 250V251H137ZM148 250H149V252H148ZM156 250H157V252H156ZM197 250V251H196ZM202 250H203V252H205V253H203L202 252ZM20 251V252H19ZM60 251H62V250H60ZM64 251H62V252H64ZM156 252L155 254L153 253V252ZM18 252H19V254H18ZM119 252V254H120V251H118ZM145 252V253H144ZM163 252V253H162ZM167 252H169L168 253V255H167ZM176 252H178V253H176ZM183 252V251H182ZM53 253H55V252H53ZM52 253V254H53ZM55 253V254H56ZM58 253H61V252H59L58 251ZM57 253V255H59ZM74 253H76L78 256H76V254H74ZM82 253V254H81ZM151 253H153V254H151ZM161 253H162V255L163 254H165L166 256H168V257H166L165 255H161ZM184 253V252H183ZM200 253H201V255H200ZM208 251H207V253H206V255H205V257L204 258H199L200 260H198V263L201 261H203V259H205L206 257H207V255H208ZM50 254V253H49ZM118 254V253H117ZM121 254H122V252H121ZM144 254V255H143ZM8 255V256H9ZM22 255V254H21ZM20 255V256H21ZM22 255V256H23ZM149 255H151L150 257H149ZM159 255H161L162 257H160ZM171 257H170V256ZM247 255L245 256V257H247ZM11 256H9L10 257V259H9V257H8V259L10 260V262H15L16 260L14 259L13 260V258L11 257ZM51 257L50 258H47L46 260H50V262H51V260H53V256H55V255H50ZM70 256V255H69ZM114 256H116V255H114ZM113 256V257H114ZM121 256H123V257H121ZM198 256V257H197ZM45 257V256H44ZM46 257H49V256H46ZM77 257V258H76ZM80 257H81V259H80ZM143 257V258H142ZM146 257H149V258H147V259H145ZM261 257H262V259H261ZM11 258H12V260H11ZM76 258V259H75ZM119 258V259H118ZM180 258V257H179ZM7 259V256H6V258H5V260L3 261V264H6L5 262H7L8 264H11L10 262H8L9 260ZM72 259V258H71ZM74 259L76 260V262H74ZM135 259H138L137 260V262H134V261H136ZM164 259H165V261H168V262H164ZM167 259V260H166ZM173 260L172 262L171 261H169V260ZM246 259V258H245ZM45 260V259H44ZM49 260H48V262H49ZM114 261V262H115ZM260 261V262H259ZM13 262H12V264H13ZM113 262V261H112ZM118 262V263H119ZM54 263V261H52V263H50V264H53ZM168 263V264H169ZM48 264V263H47ZM115 264H117V262H115ZM201 264V263H200Z\"/></svg>",
  "mask_w": 264,
  "mask_h": 264
}]
</instances>
